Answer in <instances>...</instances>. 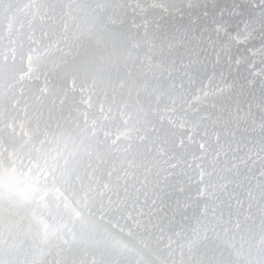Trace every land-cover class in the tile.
<instances>
[{
    "label": "rangeland",
    "instance_id": "374dc122",
    "mask_svg": "<svg viewBox=\"0 0 264 264\" xmlns=\"http://www.w3.org/2000/svg\"><path fill=\"white\" fill-rule=\"evenodd\" d=\"M16 1H18V3H19V0H16ZM25 1V3H23V4H26V0H24ZM29 1V4L30 5H28L27 4V6H29L28 8H24V6L25 7H27L26 5H23V4H19L18 5V3H15V1L14 0H10V8L9 9H6V8H4V7H1V5H0V7L2 8V11L4 12V13H1L2 11H1V8H0V15L2 14V16L4 15V20L2 21V19L3 18H0V23H1V21H2V23L0 24V63H2V64H0V93H1V91H2V93H1V95L2 96H0V105L1 106H3L4 108L2 109V107L0 106V109H1V112H0V123L2 124V126H1V124H0V136L2 137H0V140H3V138H7V139H4L5 141H3V143L5 142V144L4 145H2L3 143H1L2 141H0V157H2L3 158V155L4 156H6L7 154V156L8 157H6V158H9V156L11 157V158H9L10 160H8L9 162L10 161H12L14 158V160L13 161H17V160H20V161H17V162H10L9 164H8V161L7 160H5L6 158L4 157V159L3 160H0V166L1 165H3L4 163H5V166H4V168H3V166H1L0 167V182L2 183L1 184V186H0V188H2V189H0V191H1V193H0V203L2 204H0V234L2 235V234H5V235H3L2 237H1V239H0V255L2 256H0L1 258H0V260H1V262H0V264H2V263H12L13 262V264H18V262H19V264H65V263H63V262H66L65 260L67 259V263L66 264H92L91 262H95V258H96V260L98 259L99 261L101 260V263L102 262H104V263H102V264H106L105 262L108 260V262H107V264L109 263V264H115V263H112L111 261H117V262H119V264H130L132 261V263L131 264H134L136 261V263L135 264H141L142 262H143V264H148V263H150V261L152 262L153 260L155 261H159V259L160 258H158V257H156L155 255H154V248H155V246H153V248H151V246L149 245V248L151 249V250H153L152 252V256H154V257H156V258H151V251H150V249L149 248H146V246L144 247L142 244L143 243H140V241L138 242V240H135V241H132V242H130L132 239H128V238H125V236L123 235V237H119L118 238V236H120L118 233H116L115 231H114V233H115V235H114V233H113V236H112V232L113 231H111L112 229H109V227H107L108 229H109V231L108 230H106L107 228H106V226L104 225V224H106V225H108L109 223L108 222H114V221H112V220H110V218H106V222L104 223V224H100L99 225V222H100V215H101V217H103L104 215H105V213L106 212H110L109 211V208H112L111 206H112V204H113V206L115 205H118L119 203H121V193H124V192H130V193H132V192H135V191H137V190H139V189H141V188H157L158 190H159V192H162V190L163 189H165L166 188V184H167V182H175V181H177V180H179V179H181V177H183V176H185L188 172H190L189 171V165L187 166L186 165V163H187V161L189 160V159H191L193 156H195V155H197V154H202V153H205V152H209V151H211V152H214V153H220V155H226V157L229 159V158H234V160H232L231 162H234V163H236L237 161L238 162H240L241 160H244L246 157H248L249 156V154H252L253 152V154H257L258 152L257 151H261V149L260 148H262V146L264 147V139H263V135H264V131H262V130H264V120H263V118H264V116H262V119H261V116H260V121H262V122H260L259 121V119L257 118V116L256 115H258V114H251V110H252V108H250V106H248L249 104H251V102L249 101V98L247 99V97H242V95H236V89H235V87L234 86H230L229 84H230V81H226V82H219V81H217L216 80V78H215V75H217V73H207V69H206V67L204 66V64L202 65L201 63H197V64H193L192 62H193V60H189L188 58H186L185 56H184V54H183V52L185 51L184 50V48L186 49L187 47L186 46H188V48H190V47H192L193 49H195L194 50V53L195 54H193V57L195 58V56H196V58H197V51H199V52H202L203 50L205 51L206 50V52L207 53H217L220 49H221V47L223 48L224 46H225V48H233L234 46H236V44L238 43L239 44V48H241L242 46H244V45H246V43L248 42V41H251L252 40V37L250 38V39H245L246 38V36L244 37V35L242 36V35H239V33H237V31L233 34V31H234V29H236V27H237V29L236 30H238V26H239V23H237V22H239L240 21V18H241V20L243 19V17H244V15H245V17H244V19L248 16V14L250 13V12H248L247 11V9L250 11V9H249V7H245V1H246V3H247V0H245V1H243V0H241V1H243V3H241L240 4V6H241V8H243V7H245L246 9H244V11H243V9H240L239 7L238 8H236V9H240L241 11V13L238 11V12H236L237 10L235 9V8H233L232 9V7H234V5L232 6L231 4V2L232 1H229V0H219L218 1V3H217V0H215L214 1V3H213V1L212 0H207V1H205V2H199L198 0L196 1V0H172V3H167V5H168V7H170V8H168V10H169V12L172 14H170V15H168L169 14V12H167V13H165V14H163L164 12H163V9L165 8V6H166V4H165V6H164V4L163 5H160V4H158L159 3V1H156V0H141L142 1V3H146L148 6H146L145 5V8H144V6H143V4L141 3V1H140V3H139V0H135L134 1V3H136V1H137V3H138V5L140 6L141 5V7H139L138 5H136V4H134L133 3V1L132 0H128L129 1V3H130V1H132V3L134 4L133 5V7H131L130 5H129V3H128V1L127 0H125V1H123V3H121V1H120V3H119V1L118 0H114V4L116 3V1H117V3H116V9L113 7V5L110 7V5L107 3V0H100V1H102V3L101 4H103V1H104V4L101 6L100 5V3H99V0H84L85 1V3H86V7L87 8H84L85 7V5L83 4L84 3V1H83V3H81V1L79 0H74L75 1V3H74V1L73 0H71V1H73V4L71 3V1L70 0H65V4H66V6L64 5V3H62V6L64 5L66 8V10H67V12H68V14H69V11H72V13L74 14V13H77L76 14V16L75 17H77L78 18V16L77 15H79L80 17H81V22H78V21H80V18H79V20L77 19V18H75V19H77V20H75L76 22H78V23H76L75 24V22L73 21V14L70 12V14H69V16L70 15H72L71 17H69L68 16V14H67V17H68V19H69V21H68V19H66V17H64V15L66 16V10H65V14H64V11H63V8H64V6L63 7H61V3H60V1L61 0H56V4H54L55 3V0H53L54 1V3H53V1L51 0V3L52 4H50V0H28ZM28 1H27V3H28ZM45 1H46V3H45ZM62 1H64V0H62ZM68 1H69V3H71V4H69L68 3ZM148 1H149V3H148ZM12 3L14 4V5H12ZM20 3H22V1H20ZM31 3H32V5H34V6H32L31 5ZM57 3H59L60 5L59 6H56L57 8H55L56 10H54L55 12L57 11H59L58 12V15H57V17H55L56 19L54 20V19H52V16H55V14H57V12L56 13H54V11H53V8L55 7V5H58ZM67 3L70 5V6H68L67 5ZM77 3V4H76ZM81 3V4H80ZM105 3H107V6L108 7H105ZM119 3V4H118ZM124 3H125V8H127V10L123 7L124 6ZM127 3V4H126ZM132 3H130V4H132ZM174 3V4H173ZM193 4V3H195V5H198L199 3V9H196V8H198V6H195L194 5V7L192 8V6L190 7L189 6V4ZM15 4L17 5V7L19 8V7H21L22 9H26V11H27V9H29L30 10V8H31V10L32 11H30L31 12V14L29 13V11H25V10H22V9H18L16 6H15ZM50 4V6H48V5ZM54 4V5H53ZM78 4H80V6H83V7H81V9L79 10V8H78V6H75V5H78ZM95 6H94V5ZM151 4H153V5H151ZM156 4V5H155ZM171 4H172V6H171ZM242 4L244 5V6H242ZM72 5H74L73 7H72ZM98 5H100L99 7H101V8H98ZM118 5V6H117ZM121 5V6H120ZM123 5V6H122ZM135 5H136V7H135ZM158 5H159V7H158ZM186 5H187V7H186ZM32 6V7H31ZM53 7V8H51L50 9V7ZM79 6V7H80ZM93 6H94V10H93ZM128 6V7H127ZM164 6V7H163ZM189 6V7H188ZM202 6V7H201ZM34 7V8H33ZM69 7V8H68ZM75 7V8H74ZM95 7H97L98 8V10L99 9H102L103 10V12L105 11V9L107 8V10H108V12H110L111 13V11H112V13L110 14V13H101V11L102 10H100V13L98 14L96 11V9H95ZM105 7V8H104ZM121 8V9H119V8ZM124 8V10H126V11H124V15H123V13H121V12H116V11H114V9L115 10H117V11H119V10H121L122 11V9ZM129 7H131L132 9H133V11H131L132 9H130ZM135 7V8H134ZM147 7H148V9H147ZM152 7V8H151ZM154 7H155V9H154ZM159 9H158V8ZM16 8V9H15ZM59 8V9H58ZM73 8V9H72ZM76 8H78V9H76ZM82 8H83V10H82ZM108 8H113V9H111L110 11H109V9ZM141 8V9H140ZM161 8H162V11H159V10H161ZM173 10H176L177 11V15H178V13L180 14V16L183 14V16L185 17V15L186 16H188V18H192V16H193V19H194V16H195V19H197V17L199 16V15H203L204 16V18L206 19V21H205V24L202 26V27H198V32L196 31V32H191V33H189V32H185V31H182L181 30V33L180 32H178V33H175V32H172V33H170L171 34V37L173 38L172 40L173 41H171L170 43H166L165 44V48H160V44H159V46H158V48H156V46L157 45H155V43H156V40H154V37L152 36V33H151V36H146V35H144V33H145V31L147 30V29H151V30H154V28L157 26L156 24H161V23H163L162 24V26H166V25H170V28H168L167 26H166V28L164 27V28H162V26L160 25L159 27H156V30H160V28H162V29H168V30H170V29H172L173 28V22H174V26L176 27V25L179 23V24H183V23H181L182 22V20H180L181 18H180V16H177L176 15V18H177V20L176 19H173V18H175V16L173 15V14H176V12L175 11H172V9ZM178 8V9H177ZM189 8H191V10L189 9ZM196 9V12H198V13H196L195 12V9ZM226 8V9H225ZM228 8V9H227ZM231 8V9H230ZM14 9V10H13ZM35 11H34V10ZM50 10V11H48V10ZM58 9V10H57ZM61 9V10H60ZM71 9V10H70ZM86 9V10H85ZM129 9V10H128ZM145 10L146 11V13L144 12H142V11H137L138 12V14L140 13L141 15H142V17L140 16V15H138L137 14V12L135 11V10ZM154 9V11H151V10H153ZM166 9V11H167V7L165 8ZM193 9V10H192ZM224 9H225V11H224ZM18 10V11H17ZM52 10V11H51ZM77 10H79V11H77ZM81 10H82V12H81ZM85 10V11H84ZM88 10V12H86ZM150 10V11H149ZM172 12H171V11ZM190 10V11H189ZM199 10V11H198ZM204 10V11H203ZM223 10V11H222ZM227 10H232V11H228L227 12ZM236 10V11H235ZM5 11L6 12H9V14L11 15H9L8 13H5ZM18 12V13H16V12ZM23 11V13H20V12H22ZM26 13H28V14H26ZM62 11V13L64 14H59L60 12ZM77 11V12H76ZM122 11V12H123ZM165 11V12H166ZM193 11L195 12V14L193 13ZM54 13V15H53V13ZM79 12V13H78ZM84 12V13H83ZM95 12H96V14H98L97 16H98V19L97 18H95L94 19V17H97L96 15H94L95 14ZM99 12V11H98ZM126 12V13H125ZM148 12V13H147ZM149 12H150V14H149ZM156 12H158V14L156 15ZM163 12V13H162ZM175 12V13H174ZM187 12H189V13H187ZM232 12V13H231ZM239 13L238 14V18L239 19H237V14H236V16H235V14L234 13ZM247 12V13H246ZM18 14L17 16H15L16 14ZM20 13V14H19ZM32 13H35V14H33L34 16H35V18H34V16L32 15ZM49 13V14H48ZM51 13H52V15H51ZM81 13H83V17H84V19H82L83 17L81 16L82 14ZM86 13L88 14V16L86 15ZM91 13V14H90ZM115 14V15H112V14ZM122 14L121 16H120V14ZM155 14V16H156V18L157 19H154L155 17L154 16H152V15H154ZM191 13L192 14H194V15H192L191 16ZM226 13V16H228L229 18H230V16H232L231 18L232 19H230L229 20V18L228 17H226V18H224L225 20L227 19V20H229V21H231L232 22V24H233V26H232V32H230V27L228 28V26L231 24V22L229 23V21H224V19L223 20H221V18H220V20L219 19H217V18H213V17H211V16H215V15H219V14H225ZM228 13L230 14V15H228ZM243 13H245V14H243ZM7 14V15H6ZM21 14H23V15H21ZM24 14H26V15H31V17H30V15L29 16H27L26 17V15H24ZM100 14L102 15V16H100ZM117 14H119V16H117ZM152 14V15H151ZM165 16V15H167L166 17H169L170 18V21H172V20H176V21H173V22H170L169 23V21H168V19L169 18H167V20H166V18H164L163 16ZM190 14V15H189ZM232 14H234V15H232ZM240 14L243 16V17H241L240 16ZM246 14H247V16H246ZM21 15V17L19 18V16ZM85 15V16H84ZM108 15V17H107V20L110 18V19H113L114 21H115V23H113L114 21L113 20H110V23H108L109 22V20H108V22L106 23L105 22V20H106V18L105 17H103V16H107ZM127 15V16H126ZM135 15V16H134ZM138 15V16H137ZM149 15V16H148ZM161 17H163L164 18V20H163V18H161ZM252 15V14H251ZM2 16H0V17H2ZM10 16V17H9ZM15 16V17H14ZM23 16H25L26 18H24ZM60 16L61 17H63V20H60V19H62V18H60ZM144 16V17H143ZM145 16H148V17H145ZM160 17V21H159V17ZM13 17H14V21L13 20H11V19H13ZM89 17V18H88ZM91 17V18H90ZM100 17V18H99ZM101 17H103L105 20L103 21V18H101ZM112 17V18H111ZM141 17V18H140ZM154 17V18H153ZM173 17V18H172ZM235 17V18H234ZM250 17V18H249ZM248 18L249 19H252L251 18V16H249ZM252 17L253 18H255V20L257 21V20H259V19H261V17L259 18L258 17V19H257V17L256 16H254V15H252ZM6 18H7V20H6ZM10 18V19H9ZM21 19L22 18V20L20 21H16V20H18V19ZM29 18V19H28ZM50 18V19H49ZM54 18V17H53ZM58 18H60V19H58ZM70 18H72V20H70ZM117 18V19H116ZM127 18V19H126ZM142 18L144 19V25H142L143 24V20H142ZM153 18L154 19V21H156V22H158V23H153V21L151 20V19ZM180 18V19H179ZM183 18V17H182ZM234 18V19H233ZM32 19V21L33 20H35L36 22H30V20ZM37 19V20H36ZM64 19H66L65 21H64ZM86 19V20H85ZM87 19H91L90 21L92 22H90V21H88ZM94 21H93V20ZM99 19L100 20H102L101 22L103 23V22H105L106 23V25H107V27L105 28L104 26H106L104 23V26H103V24H101V22L99 23L100 24V26H98V23L97 22H99ZM125 19V20H124ZM151 20L152 21V24H150V22L151 21H148V24H146L147 22H146V20ZM217 19V20H216ZM238 21H237V20ZM9 20H11V21H9ZM58 20V21H57ZM82 20H85V21H82ZM96 20H97V22H96ZM142 20V21H141ZM165 20H166V22H165ZM178 20H180L179 22H178ZM215 20V21H214ZM233 20H234V22H236V23H233ZM252 20H254V19H252ZM5 21V22H4ZM9 21V22H8ZM25 21H26V23H25ZM28 21V22H27ZM54 21V22H53ZM55 21L57 22V23H55ZM71 21V22H70ZM88 21V24H86V27H84L85 29H82L81 28V26L84 24V23H86ZM111 21H113L112 23H111ZM141 21V22H140ZM161 21H163V22H161ZM251 21V20H250ZM5 23V25L6 24H10L11 26H14V28H12V30L13 29H15L17 32H18V29L20 28V27H23V28H20L19 29V32L18 33H20L21 35H19V36H21V37H19V36H17V37H15V38H13L14 36H16V35H18V33L15 31V30H13V31H11V29H9L8 31L7 30H4V28L6 27V29H8L7 27L8 26H5L4 27V23ZM16 22L17 23H19V24H16ZM22 22V23H21ZM30 22V23H29ZM66 22H69V23H71L72 25L73 24H75V25H78V24H80L81 23V26L80 25H78V28L80 29L81 28V30H79V29H76V27L77 26H75L74 25V27L71 25V27H70V25H69V23H68V26L70 27H68V26H66L67 24H65ZM74 22V23H73ZM84 22V23H83ZM94 22H96V23H94ZM118 22V23H117ZM124 23L123 25H121L122 23ZM138 22L140 23V24H138ZM165 22V23H164ZM168 22V23H167ZM212 22V23H211ZM226 22H228L227 24H226ZM14 25H13V24ZM24 23H25V26H24ZM28 23V24H27ZM55 23V24H54ZM60 23H62V26H61V24ZM65 25H64V24ZM116 23L118 24V26L119 25H121L120 27H121V29H120V27H118V26H116ZM119 23H121V24H119ZM134 23V24H133ZM167 23V24H166ZM176 23V24H175ZM240 23H241V21H240ZM20 24H23V25H20ZM26 24H27V27H26ZM36 24V25H35ZM57 24V25H56ZM58 24H60V26L61 27H63L62 29H64V30H66V27L67 28H69L68 30L71 32V34H73L74 32H75V34H73V35H71L70 34V32H68L67 30H66V32L64 31V30H62L61 29V27L58 25ZM90 24V25H89ZM93 25V27H94V25L95 24H97V26L98 27H94V29H93V31H92V29H91V27H92V25ZM108 24H110V25H108ZM113 24V25H112ZM146 24V25H145ZM156 26H155V25ZM231 24V25H232ZM234 24L236 25V27L234 26ZM9 25V26H10ZM15 25L17 26V27H15ZM20 25V26H19ZM36 26V28L37 29H34V27L33 26ZM102 25V26H101ZM111 25L113 26V27H115V28H113V27H111ZM137 25V26H136ZM138 25H140V26H138ZM144 27V26H149V27H142V26ZM152 25V26H151ZM11 26L9 27V28H11ZM90 26V28H89V30H88V27ZM125 26H127V27H125ZM130 26H131V28L132 27H134V28H132V29H135L136 28V30H132L131 28H130ZM178 26V25H177ZM27 28V29H25V28ZM31 27H33V30L35 31H33L32 30V28ZM56 27V28H55ZM73 27V28H72ZM102 27V28H101ZM108 27H110V29H109V31H108V34H110V31L113 33H111L110 34V36L112 35L113 37H114V39H116V40H114L112 37L111 38H109L110 36L106 33L107 32V28ZM125 27V28H124ZM141 27V28H140ZM153 27V28H152ZM172 27V28H171ZM233 27H235L234 29H233ZM29 28V29H28ZM76 29V31H75V29ZM87 28V29H86ZM98 28V29H97ZM128 28V29H127ZM139 30H138V29ZM21 29H23V30H21ZM59 29V30H58ZM74 29V30H73ZM106 30V32L105 33H101L100 32V30ZM116 29V30H115ZM127 29V30H126ZM142 29H146L144 32L143 31H141ZM226 29H228V30H226ZM25 30V32H23ZM27 30V31H26ZM62 30V31H61ZM87 31V33H86V31ZM98 30V31H97ZM103 30V31H104ZM115 30V31H114ZM119 30V31H118ZM129 30V31H128ZM132 30V32H130ZM137 30H138V32H137ZM155 30V31H156ZM201 30L203 31V32H201ZM6 31V32H5ZM14 31L16 32V34L14 33ZM36 31H38V33H36ZM64 31V32H63ZM74 31V32H73ZM79 31H84V33H82V32H79ZM90 31H92V33L90 32ZM122 31V32H121ZM124 31V32H123ZM140 31V32H139ZM227 31H229V33L227 32ZM7 32H10V33H7ZM13 32V33H12ZM45 32V35L43 34V33ZM63 32V33H62ZM69 34H68V33ZM97 34H96V33ZM101 34H100V33ZM116 32L118 33H120V35H117L116 34ZM138 33V36H137V33ZM182 32H185L184 34L185 35H182ZM24 33H26L25 34V37H23V35H24ZM62 33V34H61ZM67 33V35H65ZM77 33H78V35H80L79 33H82V35H81V37H78V35H77ZM91 33V34H90ZM118 33V34H119ZM132 34V35H130V34ZM135 33V34H134ZM140 33V34H139ZM143 33V34H142ZM173 33H175L177 36H175V34H173ZM236 33H237V35H236ZM11 34V35H10ZM36 34H38V35H36ZM42 36V38L44 39V36H45V39L44 40H46V43H45V41L43 40V41H41L40 39H41V36ZM46 34H51V36H49V35H46ZM64 34V35H63ZM86 34L88 35V34H90L92 37H90V35H88V36H86ZM93 34V35H92ZM103 34V35H102ZM104 34H106V36L104 35ZM122 34V35H121ZM127 34H128V36H127ZM141 34L143 35V37L141 38ZM179 34V35H178ZM200 34H204V35H206V40H205V42H204V44H201V46L202 45H204L203 46V49L201 48V49H199L198 50V48L200 47V46H198L197 44H189V39L191 38V35H194L193 37H196L197 35H199L200 36ZM230 35L229 37L230 38H233V37H235L236 39H237V41L235 40V38H233V40H231V41H233V43H235V44H231L230 42H229V40L228 39H226L227 38V35ZM7 35H10V36H8V38H7ZM12 35H14V36H12ZM28 35V37H26ZM68 35H70V37H68L69 39H70V41L69 40H67L68 38H66V36H68ZM100 35H102L101 37L103 38L104 36V38H109V39H107V41H106V39L104 40V38L102 39V38H99L100 37ZM116 35H117V37H116ZM126 37H128V38H126ZM136 35V36H135ZM173 35H174V37H173ZM189 35V36H188ZM196 35V36H195ZM247 35V34H246ZM249 35V34H248ZM4 36V37H3ZM38 36V37H37ZM47 36H48V39H47ZM63 36H65V37H63ZM74 36V37H73ZM87 37L88 39V41L90 42H88V41H86V39H85V37ZM95 36H98L97 37V39L95 38ZM186 36V37H185ZM198 36V37H199ZM226 36V37H225ZM249 36H251V35H249ZM29 37H30V39H29ZM51 37V38H50ZM83 37V39H85V41L84 40H82V41H80L81 40V38ZM122 37V38H121ZM129 37H131V40L129 39ZM134 37V38H133ZM190 37V38H189ZM198 37H196V38H198ZM248 37V36H247ZM3 38H6V39H9V38H13V40L12 39H9V40H7L8 42L9 41H11L10 43H8L7 41V43L5 42V40L6 39H3ZM17 38V39H16ZM18 38H21L20 40H21V43L19 44V42L18 43H16V41H15V39L16 40H18ZM74 38H76V39H74ZM80 38V39H79ZM92 38V39H91ZM119 38V39H118ZM133 38V39H132ZM142 40H141V39ZM176 38V39H175ZM178 38V39H177ZM26 41H25V40ZM50 39V40H49ZM51 39H52V41H51ZM74 39V40H73ZM94 39V40H93ZM101 39L102 40H104V41H101ZM110 39H111V41H110ZM134 39L136 40V41H134ZM19 40V41H20ZM39 40L41 41V44H39L38 45V43H40L39 42ZM47 40L49 41V42H52V43H54L53 44V48L50 46V45H52V44H48V42H47ZM66 40V41H65ZM73 40V41H72ZM77 40V42H75ZM97 40V41H96ZM145 40V41H144ZM224 40L226 41V40H228V42H226V43H224ZM243 40V41H242ZM22 41L24 42L23 44H22ZM67 41H69V42H67ZM85 43H84V42ZM94 41H95V43H94ZM99 41V42H98ZM114 41H115V43H114ZM116 41H117V43H118V45L116 44ZM138 41L139 42H141V43H138ZM143 41H144V43H143ZM71 42V43H70ZM81 42H82V44L84 45L85 44V46H83V45H81ZM88 42V43H87ZM104 42V44L106 45V47L107 48H104L105 47V45L103 44V45H101L102 43ZM108 42H110V43H108ZM112 42V43H111ZM122 42V43H121ZM184 42V43H183ZM12 43V44H11ZM42 43L43 44H46L48 47H46V51L43 49V47L44 46H46V45H44L43 47H41L42 46ZM65 43H67L68 44V46H69V48L71 47V46H73L72 48H73V52H71L70 51V49H72V48H70V49H68V47L66 46V44ZM77 43V44H76ZM79 43H80V45H79ZM94 44V46H93V44ZM134 43V44H133ZM187 44V45H184V44ZM9 44H11V45H9ZM16 44L17 45H19L20 47H22L21 49L19 48V46H17L16 47ZM25 44V45H24ZM65 44V45H64ZM73 44H76V45H73ZM91 46H90V45ZM98 45V46H96V45ZM109 44V45H108ZM112 44H113V46H115V47H113L112 46ZM138 46H137V45ZM145 44V45H144ZM175 44H177V45H175ZM242 44V45H241ZM244 44V45H243ZM7 45H9V46H7ZM15 45V46H14ZM63 45V46H62ZM86 45L88 46L89 45V47H86ZM142 45H143V47H142ZM175 45V46H174ZM182 45H183V47H182ZM240 45H241V47H240ZM40 48H42L43 50V54H41L42 52L40 51V49L38 48V47ZM65 46V47H64ZM81 47V49L79 50V48H75V47ZM130 46H135V49L134 50H132V47H130ZM144 46H146V48L144 47ZM226 46H230V47H226ZM9 47H12L11 49L13 50V49H15V50H11ZM14 47H16V48H14ZM50 47V48H49ZM83 47H86V49L87 50H85V48H83ZM110 47H111V50L112 51H107L108 49L110 50ZM147 47H149V48H147ZM174 47V48H173ZM198 47V48H197ZM237 48H238V45L236 46ZM236 47H234V48H236ZM19 48V49H18ZM35 48L37 49V50H35ZM92 48V49H91ZM98 48V50H96V49ZM112 48H114V50L112 49ZM116 48V49H115ZM141 48V49H140ZM145 48V49H144ZM10 49V50H9ZM24 49V50H23ZM50 49H53L52 51L57 55V56H54V53L50 50ZM64 49H65V51H64ZM67 49V50H66ZM77 49V50H76ZM91 49V50H90ZM95 49V50H94ZM107 49V50H106ZM164 49H166V50H164ZM183 49V50H182ZM8 50V51H7ZM19 50H20V53H21V57H20V54H19ZM48 50V51H47ZM74 50H76V51H74ZM78 50L81 52V53H79L78 52ZM93 50H94V55H96V56H94L92 53H90V52H93ZM102 50H104V51H102ZM117 52H116V51ZM140 50V51H139ZM142 50V51H141ZM197 50V51H196ZM222 50V49H221ZM9 51H12L11 53H9ZM35 51H38V52H35ZM44 51L46 52V53H44ZM67 51V52H66ZM71 52L72 54H70L69 52ZM85 51H87V52H85ZM115 51V52H114ZM136 51V52H135ZM144 51V52H143ZM196 51V52H195ZM6 52H7V55H6ZM18 52V53H17ZM34 52H35V56H34ZM41 52V53H40ZM47 52H49V54L47 53ZM66 52V53H65ZM98 52V53H97ZM105 52V53H104ZM115 53V54H112V53ZM118 52H120V53H118ZM131 52V53H130ZM136 53V54H134V53ZM143 52V53H142ZM8 53H9V55H8ZM37 53V54H36ZM38 53H40V54H38ZM69 53V54H68ZM73 53H75V55H73ZM77 53V54H76ZM101 53H102V55H101ZM106 54V56H108L110 53L112 54V55H110L109 56V59H111V60H109L108 62L109 63H111V64H106L107 63V60H105V59H108L106 56H104V54ZM107 53H109V54H107ZM139 53V54H138ZM147 53V54H146ZM245 53H247V52H245ZM10 54L13 56H10ZM17 54H19V56L17 55ZM46 54V56H44ZM52 55V57H54L53 58V61H54V59L56 60L57 58L59 59H57L58 61L55 63V62H53L52 61V57H51V55ZM84 54H85V56H84ZM86 54H87V58L88 59H86L85 57H86ZM97 54H99V55H97ZM116 54H118L117 56H115ZM134 54V55H133ZM252 54V52L250 51V52H248V55L247 56H249V55H251ZM34 56V57H31V56ZM38 55V56H37ZM43 55V56H42ZM48 55V56H47ZM70 55H72L71 57H70ZM78 55V56H77ZM114 55V56H113ZM133 55V56H132ZM162 55V56H161ZM6 56H8V57H6ZM16 56L19 58V60H18V58L16 59ZM74 56H76L77 58L75 59V57ZM103 57V58H101V57ZM137 56V57H136ZM199 56H201V55H199ZM246 56V54L244 55V56H242L241 57V55L237 58V60H239V61H241L242 60V58L243 57H245ZM9 57H12V58H15V60H17V61H14V59H11V58H9ZM23 57V58H22ZM38 57H42L41 59L42 60H44V61H42V64H40V61H39V59H38ZM51 60L50 62L52 63V66H51V63H49L48 62V65L47 66H51V67H49V68H51V69H53L54 70V66H55V73L53 74V75H55L54 77H53V75L51 74L52 73V71H51V69H45V68H47V66H46V64H47V59L48 58ZM51 57V58H50ZM72 57H73V59H72ZM92 57H94V58H92ZM95 57L98 59H95ZM106 57V58H105ZM112 57V58H111ZM115 57V58H114ZM185 57V58H184ZM202 57V56H201ZM217 57H218V54H217ZM217 57L215 58V59H217ZM30 58H31V60H33V61H35V62H33V61H30ZM34 58H35V60H34ZM37 58V59H36ZM85 59V61H83L84 59ZM91 58V59H90ZM101 58V59H100ZM136 58V59H135ZM138 58V59H137ZM140 58V59H139ZM1 59L3 60V61H1ZM46 59V60H45ZM99 59H100V61L101 62H99ZM104 59V61H103V64H102V60ZM112 59L114 60V59H117L116 61L114 60V61H112ZM185 59V60H184ZM11 60V61H10ZM37 60L39 61V63L37 62ZM80 60H82V61H80ZM95 60V61H94ZM119 60V62H117ZM137 60V61H136ZM7 62V63H5L4 64V62ZM9 61L13 64L14 62V65L16 64V66L18 67V65H19V63H20V61H21V63H22V65H21V63H20V66H21V68H20V66H19V68H20V70L16 67V66H14V68H16V70L15 69H12V66H11V64L9 63ZM12 61H14V62H12ZM45 61H46V63H45ZM91 61L93 62V63H91ZM97 61H98V63H97ZM111 61V62H110ZM144 61H145V63H144ZM16 62H19V63H16ZM36 62H37V65H36ZM45 64H44V63ZM58 62H59V65H58ZM79 62V63H78ZM83 62V63H82ZM117 62V63H116ZM138 62H139V64H138ZM183 62H184V64H183ZM187 62V63H186ZM190 64H189V63ZM10 64V67L8 66L7 67V65H9ZM56 64V65H53V64ZM88 63H89V65H88ZM102 65H101V64ZM114 63V64H113ZM118 65V63H120L118 66L116 65V64ZM136 63V64H135ZM143 63H144V65H143ZM149 63H150V65H149ZM205 63V62H204ZM243 63H245V61L243 62ZM34 64H35V67L37 66V67H39L40 65H42V66H44L43 68L45 69V70H47L48 71V74L46 73V72H44L45 70L44 69H42V66H40L41 68H35L34 67ZM40 64V65H39ZM44 64V65H43ZM85 65V67H84V65ZM94 64V65H93ZM96 64V65H95ZM98 64V65H97ZM104 64H106V65H104ZM114 65V66H116V67H111V65ZM138 64V65H137ZM164 64V65H163ZM215 64V68H216V71L215 72H217V68H218V66H217V64L216 63H214ZM39 65V66H38ZM90 66V67H86V66ZM112 65V66H113ZM152 65V66H151ZM195 67H194V66ZM6 68H5V67ZM33 67V69H32V67ZM101 66V67H100ZM109 68H108V67ZM137 66V67H136ZM141 66H143V68L141 67ZM151 66V67H150ZM187 66V67H186ZM190 66V67H189ZM22 67H23V70H22ZM57 67V68H56ZM93 67V68H92ZM98 67H100L101 69H97ZM104 67V68H103ZM107 67V68H106ZM141 67V68H140ZM146 67V68H145ZM164 67V68H163ZM181 67H182V69H181ZM86 68V69H85ZM92 68V69H91ZM102 68H103V70H102ZM114 68V69H113ZM115 68L117 69V71L115 70ZM137 68V69H136ZM157 70H156V69ZM197 68V69H196ZM7 69H10V70H7ZM34 69H36V71L34 72L33 70ZM38 69H41L43 72H44V74L45 75H43V72H41L40 71V73H38ZM94 69V70H93ZM107 69V70H106ZM112 71V69H113V71L111 72L110 70ZM120 69V70H119ZM140 69V70H139ZM145 70L144 71V73H143V70ZM7 70L8 72H10V74L6 71V74H5V71ZM18 70H19V72H18ZM87 70V71H86ZM88 70H90L89 72H88ZM93 71V73H91L92 71ZM97 70V71H96ZM104 70H106V71H104ZM139 70V71H138ZM141 70H142V72H141ZM147 70V71H146ZM149 70V71H148ZM156 70V71H155ZM189 70V71H188ZM4 71V73H2ZM51 71V72H50ZM109 71L111 72V73H109ZM191 71V72H190ZM15 72V74L17 73V75L21 72V75L24 77L25 75H26V77L29 75V73H30V75H32L33 74V72L35 73V74H33L32 76H28L27 77V79H29L30 78V81L29 80H26L25 79V77L23 78L21 75H19V76H17V75H15V74H13V73ZM24 72V73H23ZM31 72H32V74H31ZM50 72V73H49ZM71 73V74H69V73ZM83 72V73H82ZM87 72V73H86ZM104 74V77L106 78V79H103L104 77H103V74ZM177 72V73H176ZM36 73H37V75L38 74H41L40 76H41V79L40 78H38V77H40V76H37L36 75ZM86 73V74H85ZM101 75H100V74ZM143 73V74H142ZM184 73V74H183ZM1 74H2V76H1ZM13 74V75H12ZM52 75V76H50V75ZM89 74H90V76H89ZM92 74V75H91ZM100 76H99V75ZM105 74L107 75V76H105ZM118 74H119V76H120V78H119V76H118ZM145 74V75H144ZM155 74V75H154ZM190 74V75H189ZM3 75H7L6 77L5 76H3ZM35 75H36V77H35ZM83 75H85V76H83ZM116 75V76H115ZM122 75V76H121ZM149 75V76H148ZM179 75H181V76H179ZM11 76H13V77H11ZM19 77V78H16V77ZM33 76H34V78H33ZM44 76H50V77H53V78H55V79H52L53 80V82H50V80L51 79H49L48 81H47V79H46V77L45 78H42V77H44ZM118 76V77H117ZM144 76V77H143ZM8 77H11V79L10 78H8ZM14 77H15V79H14ZM23 79H25L24 81L26 82H28V84L26 83V85L24 84V86L23 85H18V84H21L22 83V78ZM87 77V78H86ZM101 77V78H100ZM110 77V78H109ZM123 77V78H122ZM174 77V78H173ZM207 77V78H206ZM12 78H13V80H12ZM34 80H33V79ZM84 78V79H83ZM89 78H91L93 81H91V79L89 80ZM97 78H100V80H98ZM7 79H9L8 81H6ZM21 80L20 82H18V80ZM44 80L43 82H41V81H38V80ZM88 79V80H87ZM121 80V82H120V80ZM168 79V80H167ZM35 80H37V82H41V83H36V84H38V85H34L35 84ZM101 80H104V81H101ZM114 80V81H113ZM123 80H125L124 82H122ZM173 80H175V81H173ZM17 81V83H15V82ZM31 81H32V83H31ZM45 81H46V85H45ZM69 81H71L70 83H72V85H70L73 89H76L75 90V92H72V91H74V90H72V88L69 86ZM109 81V82H108ZM2 82V83H1ZM30 82V83H29ZM49 82V83H48ZM88 82V84H89V87H88V84H85V83H87ZM89 82H91V84L89 83ZM103 82L105 83V84H103ZM107 82V83H106ZM170 82V83H169ZM4 83V84H3ZM34 83V84H33ZM43 83V84H42ZM51 83V84H50ZM74 83H76L75 85H73ZM95 83L96 84H98V86H96L95 85ZM100 83V84H99ZM102 83V84H101ZM117 83H119V84H117ZM128 83V84H127ZM160 83V84H159ZM177 83V84H176ZM203 83V84H202ZM209 83V84H208ZM216 83V84H215ZM2 84L4 85L3 87H2ZM7 86H6V85ZM9 84V85H8ZM15 84V85H14ZM31 85V90L29 89V87L30 86H28V88H27V85ZM32 84H33V86H32ZM83 84V85H82ZM115 84V85H114ZM123 84V85H122ZM124 84L127 86H125V87H123L124 88V90H123V88L121 89V87L122 86H124ZM132 84V85H131ZM162 84V85H161ZM165 84V85H164ZM214 84H215V86H214ZM12 85H13V87H12ZM17 85V86H16ZM42 85H44V86H42ZM85 85V86H84ZM93 85V86H92ZM100 85H102V86H100ZM202 85V86H201ZM209 85V86H208ZM229 85V86H228ZM19 86V87H18ZM34 86H37L36 87V92H35V95L33 94V91H34V89H33V91H32V88H34ZM38 86L40 87V88H38ZM47 86V87H46ZM94 88H92V87ZM99 90L100 89V87H102V89L104 90V93L102 94L103 96H99L100 98H96L98 95H99V91L98 90H96L95 91V87ZM105 86V87H104ZM109 86V87H108ZM143 86V87H142ZM6 87V89H4ZM17 87V88H16ZM22 87V89H20ZM45 88V90L43 89V88ZM69 87V88H68ZM80 87V88H79ZM86 87H88L89 88V90H90V92H89V90L87 91V89L88 88H86ZM99 87V88H98ZM107 87V88H106ZM166 87V88H165ZM168 87V88H167ZM207 87V88H206ZM209 87V88H208ZM16 88V89H15ZM19 88V89H18ZM27 88V89H26ZM43 90H42V89ZM142 88V89H141ZM205 88H206V90H205ZM215 88V89H214ZM217 88V89H216ZM219 88H220V90H219ZM226 88V89H225ZM233 88V89H232ZM10 90V93H9V91H6V90ZM18 89V90H17ZM26 89V90H25ZM39 89V90H38ZM94 90V92L97 94V96L96 97H93L92 95L93 94H95L92 90ZM102 89H100V90H102ZM108 89V90H107ZM109 89H110V91H109ZM121 89V92L122 93H125V92H123V91H126V96L123 94H121V93H117L118 92V90H120ZM125 89H127V90H125ZM128 89H130V90H128ZM159 89V90H158ZM165 89V90H164ZM195 89V90H194ZM224 89H225V91H224ZM13 90H16L15 91V93H13ZM22 90V91H21ZM24 90H25V93H27V96H26V98L28 99L29 98V100H31L32 98H33V103H34V105H32L33 103H32V101H26L24 104H23V100L22 99H24L25 98V93L23 94V92H24ZM28 90H30L31 92L30 93H32V95H34V96H31L30 95V97H28L29 96V91ZM40 90H42L41 92H40ZM70 90H72V91H70ZM79 90V91H78ZM111 90H113V91H111ZM156 90H158L157 92H156ZM192 90H193V92H192ZM208 90H209V92H208ZM212 90V91H211ZM219 90V91H218ZM231 90V91H230ZM4 91V92H3ZM17 91H19L21 94H23L24 96L22 97L21 96V94L18 92V94H20V97L18 96V94H17ZM27 91V92H26ZM39 91V92H38ZM76 91L79 93L78 94V96H77V94H76ZM92 91V92H91ZM108 91V92H107ZM130 91V92H129ZM204 91H205V93H204ZM217 91V92H216ZM228 91V92H227ZM5 92H6V94H5ZM39 93V95L42 93L43 94V92H44V94L41 96H39L38 95V93ZM72 92V93H71ZM120 92V91H119ZM128 92V93H127ZM141 92V93H140ZM160 92V93H159ZM198 94H197V93ZM226 92V93H225ZM230 92L232 93V94H230ZM52 93V94H51ZM66 93V94H65ZM69 94V96H67L68 94ZM75 93V94H74ZM93 93V94H92ZM106 93V94H105ZM117 95H116V94ZM192 93V94H191ZM204 93V94H203ZM217 93V94H216ZM235 93V94H234ZM5 94V95H4ZM12 94H14V95H12ZM17 94V95H16ZM36 94H37V96H36ZM73 94L75 95L74 97H72L73 96ZM91 94V95H90ZM121 94V95H120ZM187 94H189V95H187ZM200 94V96H197V95H199ZM203 94V95H202ZM212 94V95H211ZM234 94V95H233ZM4 95V96H3ZM15 95H16V99H14L15 98ZM64 95H66V96H64ZM72 95V96H71ZM90 95V96H89ZM104 95H105V99H104ZM146 95V96H145ZM182 95V96H181ZM202 95V96H201ZM209 95H211L210 97H209ZM18 96V97H17ZM39 96V97H38ZM46 98H44V97ZM87 96V97H86ZM122 96V97H121ZM123 96H124V99H123ZM228 96V97H227ZM230 96V97H229ZM234 96V97H233ZM9 97H11V98H9ZM44 98L43 100H42V98ZM78 97H79V99H78ZM85 97V98H84ZM91 97H92V103L95 101V102H97L98 101V105H99V107H102V108H100L99 109V107H98V105L97 104H95V102L92 104L93 105V107L91 106V105H89L90 103H91V101H90V99H91ZM117 97H118V100H117ZM120 97V98H119ZM127 99H126V98ZM129 97V98H128ZM153 97V98H152ZM169 97V98H168ZM212 97V98H211ZM215 97V98H214ZM233 97V98H232ZM7 99V100H4V99ZM25 98V99H26ZM35 98H36V100H35ZM37 98L39 99V98H41V99H39V100H41L42 102H43V104L41 103V101H39V103H41L42 105L39 107L40 109H41V107H42V109H41V112H39V108L37 107V106H39L40 104H38L37 106H36V104H37V102H38V100H37ZM72 98V100H70V99ZM88 98H89V101H88ZM93 98H96V100L95 99H93ZM151 98V99H150ZM156 98V99H155ZM165 98V99H164ZM181 98V99H180ZM187 98V99H186ZM205 98H207V99H205ZM209 98V99H208ZM220 98V99H219ZM226 98V99H225ZM238 98V99H237ZM14 99V100H13ZM26 99V100H27ZM66 99V100H65ZM74 99V100H73ZM78 99V100H77ZM81 99H83V100H81ZM102 99V100H101ZM103 99H104V101H103ZM109 99V100H108ZM119 99H120V101L121 100H125V102H126V106L124 105V106H122L125 102L124 101H121V106L120 105H118L119 103L117 102V101H119ZM146 99V100H145ZM169 99V100H168ZM178 99V100H177ZM217 99V100H216ZM224 99V100H223ZM231 99H233V101L231 100ZM245 99H247V102L249 103H247L246 101H245ZM9 100H13V102L14 101H18V100H21V101H19V102H21V104H19V102L18 103H14V104H12V102H11V105L9 104ZM69 100V101H68ZM76 100H77V102H76ZM79 100L80 101H83V103H84V105H82L83 103L82 102H79ZM84 100L85 101H87V102H84ZM100 100L104 103V105H103V103L102 102H100ZM168 100V101H167ZM176 100V101H175ZM228 100V101H227ZM243 100V101H242ZM7 101H9L8 103H7ZM67 101V102H66ZM155 101H156V103H155ZM190 101V102H189ZM199 101V102H198ZM210 101V102H209ZM223 101V102H222ZM241 101V102H240ZM245 101V102H244ZM73 104H72V103ZM74 102H76V103H74ZM99 102L102 104V106H100L101 104H99ZM124 102V103H123ZM143 102V103H142ZM176 102V103H175ZM184 102H185V104H184ZM202 102V103H201ZM203 102H205V103H203ZM207 102V103H206ZM229 102V103H228ZM233 103V104H231V103ZM236 102H238L237 103V105L239 104L240 106V108H238V106H236ZM6 105H5V104ZM30 103V104H29ZM32 103V104H31ZM123 103V104H122ZM148 103H149V105H148ZM154 103V104H153ZM172 103V104H171ZM244 103V104H243ZM247 105H246V104ZM23 104V105H22ZM27 104H29V105H27ZM62 104V105H61ZM67 104V105H66ZM71 106H70V105ZM75 104V105H74ZM81 106H83V109L82 108H78L79 107V105ZM117 104V105H116ZM128 104V105H127ZM151 104V105H150ZM190 106H189V105ZM208 104H209V106H208ZM19 107H18V106ZM74 105V106H73ZM78 107H77V106ZM86 105H88V108L86 107ZM97 105V106H96ZM146 105V106H145ZM155 105V106H154ZM186 105V106H185ZM227 105V106H226ZM233 106V108L231 109V106ZM236 106V108H235V106ZM8 108H7V107ZM16 106H17V109L18 110H16V109H14V108H16ZM26 106V107H25ZM29 106H34V107H29ZM36 106V107H35ZM68 106V107H67ZM81 106V107H82ZM85 106V107H84ZM94 106H96L98 109H96V107H94ZM105 106V107H104ZM131 106V107H130ZM144 106V107H143ZM149 106V107H148ZM159 106V107H158ZM180 106H182V107H180ZM189 106V107H188ZM192 106V107H191ZM205 106V107H204ZM216 106V107H215ZM226 106V107H225ZM250 108H248V107ZM13 107V108H12ZM21 107L22 108H26L25 110H26V112H27V114L29 115V117H28V115L26 114V112H25V110L24 109H21ZM90 107H92V108H90ZM103 107H104V110L106 111H104V110H102L103 109ZM123 107V108H122ZM137 107V108H136ZM201 107V108H200ZM229 107V108H228ZM246 108L247 110H249V111H246V109L243 111L242 110V108ZM11 108L13 109V111H11ZM75 110H74V109ZM125 108V109H124ZM136 108V109H135ZM144 108V109H143ZM160 108V109H159ZM173 108H175V109H173ZM224 108L226 109V108H228V109H226V110H224ZM10 110V111H8V110ZM19 109H20V111L21 110H23L21 113H18V112H20L19 111ZM32 109H33V111H32ZM38 110V113L36 112L37 110ZM70 109V110H69ZM77 109V110H76ZM80 109V110H79ZM85 109H87L86 111H85ZM118 109H122V112H124V113H122L121 112V110L120 111H117ZM124 109V110H123ZM132 109V110H131ZM134 109V110H133ZM163 109V110H162ZM173 109V110H172ZM194 109V110H193ZM200 109V111H198ZM223 109V110H222ZM231 109V110H230ZM238 109H239V111H238ZM242 111H241V110ZM261 109H264L263 107L261 108ZM5 110V111H4ZM18 111V112H16V111ZM71 110H72V112H71ZM161 110V111H160ZM165 110H166V112H165ZM206 110V111H205ZM209 110V111H208ZM232 110L234 111V113L232 112ZM29 111H31V112H29ZM57 111H59V112H57ZM81 111H82V113L84 114V115H82L81 114ZM89 111V112H88ZM99 112V113H96V112ZM141 111H143L142 113H141ZM165 113H164V112ZM176 111V112H175ZM182 111V112H181ZM194 111V112H193ZM198 111V112H197ZM221 111V112H220ZM229 111V112H228ZM258 111H260V109L258 110ZM5 112V113H4ZM7 112V113H6ZM8 112H10V113H8ZM14 112V113H13ZM16 112V113H15ZM75 112V113H74ZM85 112V113H84ZM94 112V113H93ZM100 112H101V114H100ZM118 112V113H117ZM148 112V113H147ZM156 112H157V114H156ZM162 112V113H161ZM197 112V113H196ZM215 112V113H214ZM236 112V113H235ZM239 112V113H238ZM252 112H254L255 113V111L253 110ZM23 113V114H22ZM34 113V114H33ZM41 113V114H40ZM65 113V114H64ZM70 115H69V114ZM76 113H78V114H76ZM88 113H90L89 115H88ZM105 113V114H104ZM119 113H121L122 115H118ZM128 113V114H127ZM137 113H139V114H137ZM144 113V114H143ZM172 113V114H171ZM217 113V114H216ZM232 113V114H231ZM256 113H257V111H256ZM8 114V115H7ZM25 114V115H24ZM33 114V115H32ZM56 114H58V115H56ZM60 114V115H59ZM68 114V115H67ZM99 114V115H98ZM137 114V115H136ZM143 114V115H142ZM147 114V115H146ZM154 114H155V116H154ZM162 114H163V116H162ZM212 114H214V115H212ZM226 114V115H225ZM234 114V115H233ZM235 114H240V115H242V116H239V115H235ZM3 115H6V116H3ZM16 115H19V117L18 116H16ZM37 117H36V116ZM38 115H39V117H38ZM53 115V116H52ZM93 115V116H92ZM102 115V117H99V116H101ZM122 116L119 120H120V122H119V120H118V116ZM125 116V119H124V116ZM135 115H136V117H135ZM138 115H139V117H138ZM150 115H152V116H150ZM185 115V116H184ZM187 115V116H186ZM194 115V116H193ZM200 115V116H199ZM202 115V116H201ZM223 115H225V116H223ZM231 115V116H230ZM262 115V114H261ZM10 116V117H9ZM31 116V117H30ZM33 116V117H32ZM58 116L60 117L59 119H58ZM71 116V117H70ZM89 116H90V119H89ZM109 116V119L107 118ZM117 116V117H116ZM142 118H141V117ZM146 116H147V118H146ZM158 116V117H157ZM161 116H162V118H161ZM172 117V119H171V117ZM198 116V117H197ZM208 116V117H207ZM227 116V117H226ZM241 117L242 118V120H243V122L241 121V118L240 119H236L237 117ZM243 116L245 117V118H248L249 119V121L250 122H248L247 120H245L244 121V119H243ZM256 116V117H255ZM61 117H62V119H61ZM66 117V118H65ZM70 117V118H69ZM97 117V118H96ZM133 117V118H132ZM177 119H176V118ZM219 117L221 118V120L219 119ZM223 117V118H222ZM230 117V118H229ZM236 117V118H235ZM238 117V118H239ZM4 118V119H3ZM5 118H6V121H5ZM10 118H12V120H13V122H12V120L10 119ZM15 118H16V120H15ZM28 118V119H27ZM30 118H32L33 119V122L30 120ZM37 118H39V119H37ZM53 118V119H52ZM115 118H116V120L120 123V127L122 128V135H121V128L119 129V126L117 125V121L115 120ZM126 118H128V120H126ZM131 118V119H130ZM139 118V120H137ZM144 118V119H143ZM146 118V119H145ZM153 118H155V119H153ZM209 118V119H208ZM226 118V119H225ZM257 118V119H256ZM8 119H9V121H8ZM19 119V120H18ZM23 119V123L21 122V120ZM36 119V121H34ZM55 119H56V124L54 123L55 122ZM85 119V120H84ZM89 119V120H88ZM92 119V120H91ZM102 119V120H101ZM105 119H107L106 121H105ZM121 119H123L124 121H125V123H124V121L122 120L121 121ZM133 119V120H132ZM136 119V120H135ZM143 119V120H142ZM151 119V120H150ZM158 119H159V121H158ZM199 119V120H198ZM214 119H216V121L214 120ZM232 119V120H231ZM235 119V120H234ZM17 120H18V123H17ZM28 122H27V121ZM60 120V121H59ZM62 120H64V121H62ZM76 120V121H75ZM86 120L88 121L86 124H85V122H86ZM135 120V125H136V123L138 124L137 126H135L134 125V123H133V121ZM145 120V121H144ZM148 120V121H147ZM153 120V121H152ZM171 120V121H170ZM184 122H183V121ZM186 120V121H185ZM188 120H190V121H188ZM205 120H206V122H205ZM213 120H214V123H213ZM218 120H219V122H218ZM226 120V121H225ZM230 120V121H229ZM234 120V121H233ZM257 120V121H256ZM7 121H8V123L9 124H7ZM11 121V122H10ZM24 121H26L27 123H25ZM38 121V122H37ZM60 122V123H58V122ZM67 123H66V122ZM74 121V122H73ZM90 121V122H89ZM91 121H92V123H91ZM116 121V122H115ZM144 121V122H143ZM151 121V122H150ZM210 121V122H209ZM229 121V122H228ZM235 121H237L238 123L241 121L242 122V124H244L242 127H241V125L242 124H237ZM247 121V122H246ZM256 122V124H254L255 122ZM258 121L260 122V123H262V125L259 123V125H261L260 126V128H262V129H260L259 127H258ZM4 122H6L5 123V126H7L8 125V128L7 127H5L4 126ZM21 122V123H20ZM53 122V123H52ZM61 122H65L64 124H66L64 127H63V124H61ZM104 122V123H103ZM121 122H123L122 124H121ZM175 122H177V123H179V124H177V123H175ZM185 122H186V124H185ZM216 122H218V123H216ZM231 122V123H230ZM11 123L13 124V126L11 125ZM31 123V124H30ZM32 123H33V127L31 126L32 125ZM129 123H131L130 124V126H135L134 128L136 129H138V130H135L133 127H128V129H129V131L126 129L127 128V125H129ZM141 123V124H140ZM159 123V124H158ZM175 123V124H174ZM204 123V124H203ZM228 123V124H227ZM236 125H235V124ZM246 123H248V124H246ZM253 123V124H252ZM18 124V125H17ZM88 124H90V125H88ZM126 125V127L125 126H123L122 127V125ZM142 124H144V125H142ZM148 124V125H147ZM151 124V125H150ZM203 124V125H202ZM220 124H221V126H220ZM224 124V125H223ZM230 124V125H229ZM231 124H233V126H231ZM9 125H11V126H9ZM23 125V126H22ZM25 125V126H24ZM35 125H37V126H35ZM53 125H55L56 126V129H57V131L56 132H53V130L55 131V127L53 126ZM59 125V127H57ZM86 125V126H85ZM108 125H109V127L110 126H112V128H109L108 127ZM147 125V126H146ZM160 127H159V126ZM184 125V126H183ZM186 125L188 126V127H186ZM216 125H218V126H216ZM235 125V126H234ZM250 125H252V127L250 126ZM256 126V128L258 129V130H260V132H262V134L263 135H258V134H261L257 129L255 130L254 129V127L253 126ZM17 126V127H16ZM53 126V127H52ZM103 128H102V127ZM114 126V127H113ZM140 126V127H139ZM211 126H213L212 128H211ZM219 126H220V128H219ZM223 126H224V128H223ZM228 126H229V128H228ZM236 126H239V127H237L236 128ZM22 127V128H21ZM23 127H24V129H23ZM31 127H32V130H31ZM53 128V130H51L52 128ZM70 127H72V128H70ZM124 127H125V131H124ZM151 127H153V128H151ZM218 127V128H217ZM5 128V129H4ZM19 129V131L17 130V129ZM26 128V129H25ZM59 128V129H58ZM65 128V129H64ZM132 128V129H131ZM187 128V129H186ZM203 128H205V129H203ZM217 128V129H216ZM234 128H236V129H234ZM241 128H242V130L244 131V133H242V135H240L239 133H241L242 131H241ZM8 129H10V130H8ZM88 129H92L90 132H89V130ZM142 129V130H141ZM144 129V130H143ZM169 129V130H168ZM186 129V130H185ZM210 130L209 132H208V130ZM232 131H231V130ZM233 129H234V131H233ZM251 129V130H250ZM253 129V130H252ZM2 130H3V133H1L2 132ZM23 130V131H22ZM59 130H60V132H59ZM119 132H118V131ZM171 130V131H170ZM4 131H6L7 132V134L4 132ZM9 131V132H8ZM11 131H12V133H11ZM27 133H26V132ZM70 131V132H69ZM85 132V134H84V132ZM134 131H137V133L136 132H134ZM139 131V132H138ZM183 131V132H182ZM190 131V132H189ZM240 131V132H239ZM251 131V132H250ZM254 131H255V133H254ZM257 131V132H256ZM14 132H16V133H14ZM19 132H21L20 133V138H19ZM25 132V133H24ZM34 133L35 132V134L34 135H36V136H34L33 134H31V133ZM50 132V133H49ZM64 132V133H63ZM68 132V134H66ZM129 132H131V134L130 135H133V136H130L129 135ZM134 132V133H133ZM145 132V133H144ZM161 132V133H160ZM250 133V136L248 135L249 133ZM4 133H5V135H8L9 133H11L10 134V136H12L13 134H15V136L13 135L12 137H10L9 138V136L7 137H4ZM127 136V138L125 137V135ZM138 133L139 134H141V135H138ZM187 133V134H186ZM195 133V134H194ZM198 133V134H197ZM216 133V134H215ZM245 133H248L247 135H243V134H245ZM46 134V135H45ZM128 134V135H127ZM164 136H163V135ZM166 134H168V136H171L170 138L169 137H167V135ZM187 136H185V135ZM195 136H194V135ZM206 134V135H205ZM213 134V135H212ZM218 134V135H217ZM227 134V135H226ZM239 134V135H238ZM22 135H24V137L26 138V139H24V137H22ZM31 135V136H30ZM32 135H33V138H32ZM114 135L115 136H118V137H114ZM119 135L121 136V138L122 139H119L120 137H119ZM191 135V137H188V136H190ZM206 137H205V136ZM219 135H220V138H219ZM223 135H225V136H223ZM257 135H258V138L259 139H254L255 137L257 138ZM16 136H18V138L16 137ZM124 136V137H123ZM135 136V137H134ZM227 136H228V138H227ZM240 136H242V137H240ZM29 137V138H28ZM46 137V138H45ZM128 137L130 138V139H133L132 141H130V139H128ZM179 137V138H178ZM205 137V138H204ZM208 137V138H207ZM216 137V138H215ZM222 137V138H221ZM231 137V138H230ZM237 137V138H236ZM251 137V138H250ZM253 137V138H252ZM261 137H262V139H261ZM17 138V139H16ZM32 138V139H31ZM63 138V139H62ZM124 138H126V139H124ZM199 138V139H198ZM203 138V139H202ZM12 139V140H11ZM36 139V140H35ZM117 139H119V140H117ZM124 139V140H123ZM157 139V140H156ZM219 139V140H218ZM237 139V140H236ZM250 139H252L253 141L251 142L250 141ZM6 140H8V141H6ZM32 140H35V141H37V142H35V141H32ZM123 140V141H122ZM142 140V141H141ZM171 140H173V141H171ZM205 140V141H204ZM210 140H211V142H210ZM240 140V141H239ZM12 141V142H11ZM44 141V142H43ZM148 141H149V143H148ZM162 141H163V143H162ZM220 141V142H219ZM225 141V142H224ZM238 141V142H237ZM245 141V142H244ZM257 141H258V143H257ZM6 142H10L11 143V145L10 144H8V143H6ZM15 142H17V143H15ZM21 144H19V143ZM35 142V143H34ZM133 142H135V143H133ZM169 142V143H168ZM173 142V143H172ZM224 142V143H223ZM229 142V143H228ZM250 142V143H249ZM36 143H38V145L36 144ZM133 143V144H132ZM162 143V144H161ZM164 143H166V144H164ZM243 143H248V145H245V144H243ZM254 143H256V144H254ZM6 144H8V146H5ZM33 144H34V146L35 147H33ZM39 144H40V146H39ZM202 144V145H201ZM235 144V145H234ZM1 145H2V147L4 146L5 147V150L7 151V152H3L4 151V148L2 149V147H1ZM14 147H13V146ZM17 145H18V147H17ZM32 145V146H31ZM135 145V146H134ZM234 145V146H233ZM237 145H238V147H237ZM245 147H244V146ZM256 145V146H255ZM259 147H258V146ZM173 146H175V147H173ZM251 148H250V147ZM254 148H253V147ZM9 147V149L12 151H10L9 149H7ZM103 147V148H102ZM192 147V148H191ZM258 148V149H257ZM15 151H14V150ZM254 149V150H253ZM20 150V151H19ZM263 150H264V148H263ZM20 153H19V152ZM1 152H3V153H1ZM10 152V153H9ZM7 153V154H6ZM12 153V155H13V157H14V155L16 156V157H14V158H12V155H10ZM18 153V155H16ZM2 154V155H1ZM21 154V155H20ZM20 156H22V157H20ZM65 156H68V157H65ZM2 158H0V159H2ZM59 158V159H58ZM12 159V160H11ZM5 160V162L4 163H2L3 161ZM41 160V161H40ZM58 160V161H57ZM22 161V162H21ZM65 162V163H64ZM94 162V163H93ZM13 163V164H12ZM44 163H46V164H44ZM7 164V165H6ZM93 164V165H92ZM12 165V166H11ZM67 165H68V167H67ZM84 165V166H83ZM157 165V166H156ZM10 166V168L12 169V171H11V169L10 168H8ZM50 166H52V167H50ZM71 166H72V170H71ZM58 168V169H55V168ZM67 167V168H66ZM82 167V168H81ZM94 167V168H93ZM2 168H3V171H4V173H3V171H2ZM6 168H7V170L9 171V172H11V173H8V171L6 170ZM48 168H52V169H49L48 170ZM81 168V169H80ZM97 170H96V169ZM55 169V170H54ZM75 169V170H74ZM47 170V171H46ZM60 170V171H59ZM96 172H95V171ZM34 171V172H33ZM45 171L46 172H48V173H45ZM57 171V172H56ZM69 171V172H68ZM99 171H101V172H99ZM102 171H104V173L102 172ZM60 173V175H59V173ZM86 172V173H85ZM93 172V173H92ZM8 173V174H7ZM54 173V174H53ZM57 173V174H56ZM62 173V174H61ZM84 173V175H83V177H82V174ZM92 173V174H91ZM101 175H100V174ZM164 175H163V174ZM7 174V175H6ZM13 174V175H12ZM14 174H16V175H14ZM18 174V175H17ZM56 174V175H55ZM66 174V175H65ZM76 174V175H75ZM96 174V175H95ZM99 174V175H98ZM25 175H27V176H29V177H27V176H25ZM54 175V176H53ZM64 175V176H63ZM80 175V176H79ZM94 175H95V177H94ZM14 176H16V177H14ZM50 176V177H49ZM75 176V177H74ZM78 176V177H77ZM98 176V177H97ZM3 177V178H2ZM31 177V178H30ZM53 177V178H52ZM85 177V178H84ZM97 177V178H96ZM106 177V178H105ZM140 177V178H139ZM21 178V179H20ZM60 178V179H59ZM92 180H91V179ZM9 179V180H8ZM85 180V181H83V180ZM171 179V180H170ZM12 180V181H11ZM21 180V182H19ZM87 180H90V181H87ZM23 181V182H22ZM53 181V182H52ZM87 181V182H86ZM10 182H11V184H10ZM16 182V183H15ZM18 182H19V184H18ZM30 184H31V186H30ZM33 184V185H32ZM11 187V191H10V188L8 187ZM13 185H14V187H13ZM60 185V186H59ZM7 186V187H6ZM17 186V188H15ZM21 186V187H20ZM82 186V187H81ZM108 186V187H107ZM6 187V188H5ZM20 187V188H19ZM63 187V188H62ZM73 187V188H72ZM13 188V189H12ZM21 188H23V189H21ZM76 188V189H75ZM78 188V189H77ZM90 188H91V190H90ZM94 188V189H93ZM15 189V190H14ZM36 189V190H35ZM24 191V194L26 195H24V194H22L23 193V191ZM57 190V191H56ZM123 190V191H122ZM135 190V191H134ZM5 191V195H1V194H4L3 192ZM10 191V192H9ZM14 191H16V192H14ZM58 192V193H57ZM60 192H62V193H60ZM60 193V194H59ZM17 194V195H16ZM57 194V195H56ZM68 194V196H66ZM81 194V195H80ZM89 194V195H88ZM7 195V197H4V196H6ZM14 195V196H13ZM22 195L24 196V198L22 199ZM59 195H60V197H59ZM28 196V197H27ZM11 198V199H9V198ZM66 199H64V198ZM77 197H78V199L80 200H77V201H75L76 199H77ZM14 198V199H13ZM30 198V199H29ZM38 198V199H37ZM64 200H63V199ZM75 198V199H74ZM82 198H84V199H82ZM86 198H87V200H86ZM96 198V199H95ZM101 198H103L104 199V201H103V199L102 200H100ZM110 198V199H109ZM25 199V200H24ZM61 199V200H60ZM69 199V200H68ZM90 199H92V201L90 200ZM6 200V201H5ZM28 200V201H27ZM32 202H31V201ZM33 200H35V201H33ZM94 200V201H93ZM2 201H4V202H6L7 203V205H6V203H4V202H2ZM60 201V202H59ZM62 201H64V203H62ZM68 201V202H67ZM33 204V205H30L31 203ZM50 202V203H49ZM67 202V203H66ZM90 202V203H89ZM13 203V204H12ZM48 203H49V205H48ZM60 203H62L61 205H60ZM66 203V205H64ZM72 203H73V206H72ZM76 203H77V205H76ZM87 203V204H86ZM4 204V205H3ZM13 206H12V205ZM28 204L32 207H35L33 210L30 208L29 209V207L30 206H28ZM35 204V205H34ZM70 204V206H67V205H69ZM79 204H80V206H79ZM83 205V206H82ZM111 205V206H110ZM6 206H8V207H6ZM27 206V207H26ZM49 206H50V208H49ZM63 206H64V208H63ZM92 206V207H91ZM23 207V208H22ZM38 207V208H37ZM65 207H68V208H65ZM74 207V208H73ZM82 207V208H81ZM83 207H85V208H83ZM6 208H7V210L9 211H7L6 212ZM59 210H58V209ZM63 208V209H62ZM22 209H24L23 211H20V210H22ZM53 209V210H52ZM67 209V210H66ZM77 209H78V211H77ZM83 209V210H82ZM91 209H93V210H91ZM30 210V211H29ZM49 210V211H48ZM64 210H66V211H64ZM68 210H69V212H68ZM80 210V211H79ZM87 210V211H86ZM90 210V211H89ZM105 210V211H104ZM5 211V212H4ZM32 211V212H31ZM64 212L65 213V215H62V212ZM83 212V214H82V212ZM86 211V212H85ZM94 211V212H93ZM34 212H36V213H34ZM81 212V213H80ZM85 212V213H84ZM97 212V213H96ZM7 213V214H6ZM21 213V214H20ZM44 213H45V215H44ZM50 213V214H49ZM66 213H67V215H66ZM69 213V214H68ZM71 213V214H70ZM26 214V215H25ZM31 214V215H30ZM39 214V215H38ZM44 215V217H43V215ZM82 214V215H86L84 218H87V217H89V218H91L92 217V219L90 220L89 218H87V220H90L89 221V224L91 225H95L94 223H96L97 225H96V227L92 230L91 229V227L89 226V224H88V228L87 227H81L80 225H86L87 223L86 222H88L87 220H86V222H84L85 221V219L84 218H81L82 217V215L80 216V215ZM94 214V215H93ZM102 214H104L103 216H102ZM47 215V216H46ZM75 215V216H74ZM88 215V216H87ZM90 215H92V216H90ZM8 216V217H7ZM32 216V217H31ZM53 216V217H52ZM67 217V216H70L72 219H70V220H72V221H70V222H67V224L68 223H70V224H68V225H71L70 227L69 226H67V224H63V225H65V226H63L62 227V225H56V223H59L58 222V219L59 218H62V217ZM72 216H74V218L72 217ZM77 216V217H76ZM37 217V218H36ZM52 217V218H51ZM5 218H7V219H5ZM76 218V220H74ZM78 218V219H77ZM79 218H81V219H79ZM19 219V220H18ZM84 219V220H83ZM8 220V221H7ZM20 220H23L25 223H26V225H25V223H23L22 221H20ZM78 220H79V222H78ZM81 220H82V224H81ZM95 220H97V221H95ZM110 220V221H109ZM10 221V222H9ZM30 221V222H29ZM43 221V222H42ZM74 221H76L75 223H74ZM92 221H94V223H91ZM6 222V223H5ZM29 222V223H28ZM54 223V225L53 224H51V223ZM78 222V223H77ZM98 222V223H97ZM7 223H8V225H7ZM12 223V224H11ZM16 223V224H15ZM18 223H20L19 224V226H18ZM21 223H23V224H21ZM86 223V224H85ZM115 223V222H114ZM6 224V225H5ZM40 224V225H39ZM79 224V225H78ZM15 226V227H12V229H11V232L12 231H14V233L12 232H10L9 230H10V228H11V226ZM29 225V226H28ZM73 225V226H72ZM77 226L78 225V227H74V226ZM91 225V226H92ZM101 225H103V226H101ZM19 227L18 229H17V227ZM20 226H22V227H20ZM36 226H37V228L38 229H36ZM55 226H58L60 229H57V227H55ZM3 227H5L4 229H2ZM24 227H26V228H24ZM64 227H68L67 229L66 228H64ZM80 227V228H79ZM89 227H90V229L92 230V231H90V229H89ZM101 227H103V230H100L101 229ZM14 228V229H13ZM22 228H24V229H22ZM56 229V230H54V229ZM63 228H64V230H63ZM79 228V229H78ZM81 228H83V229H81ZM99 228V229H98ZM104 228H106L105 230H106V233H105V231H104ZM2 229V230H1ZM17 229V230H16ZM20 229V230H19ZM34 229H35V231H34ZM74 230L75 232H73L72 230ZM79 230V232H78V230ZM81 229V230H80ZM87 229V230H86ZM5 230V231H4ZM22 230H24V232H23V234H22V232H20V231H22ZM27 232H26V231ZM77 230V231H76ZM99 230V231H98ZM32 231H34V232H32ZM70 231V232H69ZM96 231V232H95ZM98 231V232H97ZM103 233H102V232ZM108 231V232H107ZM18 232V233H17ZM19 232H20V234H21V236L23 235H25L24 237L22 236H20V234H19ZM56 232V233H55ZM67 232H68V234H67ZM86 232H88V233H86ZM99 232H101V234H103L104 235V233H105V239H104V243L107 245V246H105L106 248L104 249V246H103V235L101 236V234H98ZM17 233V234H16ZM28 233H29V235H28ZM51 233V234H50ZM62 233V234H61ZM65 234V236H64V234ZM109 233V235H107ZM13 234H15V235H13ZM19 234V235H18ZM27 234V235H26ZM53 234V235H52ZM55 234V235H54ZM73 236H72V235ZM85 234V235H84ZM86 234H88V235H86ZM116 234H118V236L116 235ZM7 235V238L5 237ZM13 235V236H12ZM58 235H60V236H64L63 238H61L60 239V236L58 237ZM69 236V241H67L68 240V238H66L67 236ZM77 237H76V236ZM85 236V238H84V236ZM97 235H98V237H97ZM111 235V236H110ZM12 236V237H14V239L15 240H13V238L11 239L12 241H10V239H9V241H10V243H9V241H6L5 239H7L8 240V238H10V237ZM16 236H19L21 239H18L19 237H16ZM48 236H49V238H48ZM52 236H53V238H52ZM87 236V237H86ZM95 236H96V238H95ZM101 236V237H100ZM113 237V239L112 238H110V237ZM114 236H115V238H117V239H119V240H116V241H114V243L116 244L117 243V241H120V243H121V246H120V243L118 242V244H117V246L119 247H117V251H116V247L115 246H113L112 244H114L112 241L114 240ZM28 237V238H27ZM34 237V238H33ZM73 237V238H72ZM78 237H80V238H78ZM109 237V242H112V244H108L109 242H108V238ZM22 238H25L24 239V242L22 241L23 239ZM27 238V239H26ZM54 238H56V239H54ZM73 240H72V239ZM76 238V239H75ZM83 239V243H81V241H82V239ZM98 238V239H97ZM124 238L125 240L127 239V241H128V243L127 242H125V240H122V239ZM47 239V240H46ZM55 241H54V240ZM58 239V241H56ZM67 239V240H66ZM81 239V240H80ZM111 239H112V241H111ZM121 239V240H120ZM6 241V243H4V241ZM18 241V242H15V241ZM21 240V241H20ZM40 240H41V242H40ZM66 242H64V241ZM74 240H76L75 242H74ZM49 241H50V243H49ZM60 241V242H59ZM62 241H63V243H62ZM72 241V242H71ZM79 241V242H78ZM100 241V242H99ZM102 241V242H101ZM123 241V242H122ZM137 241V242H136ZM13 242V243H12ZM20 242V244H19V246L17 245V243H19ZM36 242H40L39 243V245H38V243H36ZM43 242V243H42ZM54 242V243H53ZM68 242V243H67ZM85 242V243H84ZM108 242V243H107ZM124 242H125V244L127 245V244H129V242H130V244H132V246L131 245H128V247L127 246H123L122 244H124ZM134 242H135V244H134ZM10 244V245H6V244ZM12 243V244H11ZM32 243H33V245H32ZM65 243V244H64ZM69 243H71L72 245H70ZM138 243L140 244V245H138ZM3 244H5V245H3ZM14 244H16L17 245V247H16V245L14 246ZM54 244V245H53ZM77 244V245H76ZM85 244V245H84ZM114 244V245H115ZM14 246L15 248H13V247H11V246ZM66 245H68V247L69 248H66L67 246ZM76 246V248L77 247H80L79 249L80 250H82V251H78V253L80 254V256H77L76 255V253H77V251H76V249H73V248H75V246ZM79 245V246H78ZM108 245L110 246V247H108ZM3 246H5V247H3ZM32 246H33V248H32ZM38 246V247H37ZM42 246H44V247H42ZM53 246V247H52ZM58 246V247H57ZM60 246H61V248H60ZM62 246H65V247H62ZM72 246V247H71ZM74 246V247H73ZM111 246L114 248L115 247V252L116 253H114V252H112V248H111ZM131 246V247H130ZM134 246V247H133ZM5 248L3 251H2V249L3 248ZM8 247V248H7ZM9 247H11L10 249H9ZM20 247H21V249H20ZM51 247V248H50ZM57 247V248H56ZM84 247V248H83ZM99 247V248H98ZM101 247H102V249H104L102 252L100 251V249H101ZM107 247L108 248H110L111 250H109V249H107ZM126 248L127 250H124V248ZM7 248V249H6ZM13 248V249H12ZM17 248V249H16ZM36 248H38V249H35ZM55 248V249H54ZM63 248V249H62ZM121 248V249H120ZM122 248H123V250L125 251V252H123V250H122ZM132 248V250H134V251H131L130 249ZM34 249V250H33ZM48 249V250H47ZM53 249V250H52ZM57 249V250H56ZM61 251H60V250ZM70 249V250H69ZM73 249V250H72ZM106 249H107V251L109 252V251H111V252H109L110 253V255L112 256H109V255H107L108 254V252H106ZM145 249V250H144ZM148 249H149V251L150 252H148ZM5 250L8 252V253H12L11 255H9L7 252H5ZM12 250V251H11ZM18 250V252H16ZM40 250V251H39ZM43 252H42V251ZM56 250V251H55ZM74 250H75V253H74ZM77 250H78V248H77ZM89 250V251H88ZM119 250V251H118ZM11 251V252H10ZM34 251H35V253H34ZM48 251V253H46ZM53 251H55V252H53ZM64 251V252H63ZM72 251H73V253H74V255L72 254ZM86 251V252H85ZM104 251L106 252V253H104ZM113 251H114V249H113ZM121 251L123 252V254L121 253ZM126 251L129 253H126ZM130 251V252H129ZM145 251H147V252H145ZM3 252V253H2ZM14 252V253H13ZM58 252H60V253H58ZM71 252V253H70ZM131 252H135V254L134 253H131ZM263 252V253H262ZM7 253V254H6ZM50 253V254H49ZM57 254V256H56V254ZM62 253V254H61ZM67 253V254H66ZM77 253V254H78ZM82 253V254H81ZM87 253V254H86ZM97 253V254H96ZM99 253V254H98ZM101 253H104V254H101ZM117 253H119V254H121L120 255V259L118 258V256H119V254H117ZM124 253H126V254H128L129 256L128 257H125V255H124ZM130 253H131V255H130ZM147 253V254H146ZM259 253V254H258ZM17 255V257H16V255ZM35 254V255H34ZM41 254V255H40ZM50 255V256H48V255ZM55 254V256H53ZM59 254V255H58ZM62 256H61V255ZM69 254V256H71L70 258H69V256H67ZM95 254V255H94ZM118 256H117V255ZM149 254V255H148ZM195 255H196V253H194ZM262 254H264V251H257V253H256V256L254 257V258H252L250 261H251V263L252 264H263L264 263V255H262ZM4 255V256H3ZM9 255V257L11 258H14V259H10L9 257H6V256H8ZM15 255V256H14ZM45 255V256H44ZM75 257H73V256ZM90 255V256H89ZM97 255H99V256H97ZM102 255H103V257H102ZM107 255V256H106ZM123 255V256H122ZM149 257H148V256ZM258 255V256H257ZM260 255V256H259ZM47 256L50 258V259H48L47 258ZM77 256V257H76ZM122 256V257H121ZM127 256V255H126ZM131 256H135V257H131ZM147 257V258H145V257ZM166 256V255H165ZM165 256H163V257H165ZM261 256H263V257H261ZM4 257V258H3ZM41 257V258H40ZM61 257V259L59 260V258ZM93 257H95V258H93ZM123 257H125L123 260H122V258ZM138 257V258H137ZM140 257V258H139ZM195 257V256H194ZM56 258V259H55ZM63 258H66L65 260H63ZM74 258V259H73ZM82 258V259H81ZM92 258L94 259V260H92ZM100 258V259H99ZM103 258V259H102ZM131 260H130V259ZM133 258V259H132ZM142 258V259H141ZM165 258H168L167 256L165 257ZM178 258H180V257H178ZM177 258V261H176V263L175 264H178V263H182V264H185L186 262H187V260L189 259V257H181L180 259H178ZM258 258V259H257ZM260 258V259H259ZM263 258V259H262ZM4 259H6L5 261H4ZM16 259V260H15ZM28 259H30V262H28L29 260ZM38 259V260H37ZM43 259V260H42ZM45 259H46V261H51V262H45ZM54 259V260H53ZM57 259H58V263H57ZM71 261H70V260ZM78 261H77V260ZM85 261H84V260ZM112 259H114V260H112ZM128 261V260H130L129 262H127L126 260ZM135 259H136V261H135ZM143 259L145 260V261H143ZM146 259H149L150 261H148L147 262V260ZM184 259V260H183ZM187 259V260H186ZM2 260L4 261V262H2ZM9 260V261H8ZM13 260V261H12ZM16 262H15V261ZM61 260H62V262H61ZM74 260V261H73ZM86 260L88 261V262H86ZM97 260V261H98ZM119 260V261H118ZM178 260H181V261H178ZM256 260H258V261H256ZM262 260V261H261ZM8 261V262H7ZM12 261V262H11ZM77 262V263H74V262ZM80 261V262H79ZM95 262V264L96 263H98V262ZM115 261V262H116ZM120 261H122V263L120 262ZM125 261V262H124ZM156 261H155V263H156ZM157 261V262H158ZM166 261H167V263H168V261L169 262H171L172 264H173V261L171 260V258L169 257L168 259H166V260H164V262H165V264H166ZM15 262V263H14ZM21 262V263H20ZM39 262V263H38ZM69 262V263H68ZM81 262H83V263H81ZM116 262V263H117ZM139 262V263H138ZM141 262V263H140ZM161 262V264H162V262L163 261H160ZM160 262H159V264H160ZM5 263V264H6ZM100 262H99V264H101ZM94 264V263H93ZM164 264V263H163ZM168 264H170V263H168Z\"/></svg>",
    "mask_w": 264,
    "mask_h": 264
},
{
    "label": "bare ground",
    "instance_id": "6f19581e",
    "mask_svg": "<svg viewBox=\"0 0 264 264\" xmlns=\"http://www.w3.org/2000/svg\"><path fill=\"white\" fill-rule=\"evenodd\" d=\"M15 1V3H18V1H16V0H14ZM20 1H22V3H20ZM27 1L28 0H26V4H23V3H25V1L24 0H19V3H18V5L20 4H23V5H26L27 6V4L28 5H30L29 4V1H28V3H27ZM35 1V0H34ZM48 1V0H47ZM53 1V0H52ZM67 1V0H66ZM71 1V0H70ZM74 1V0H73ZM73 1H71V3L73 4ZM79 1V0H78ZM81 1V3H83V1L82 0H80ZM119 1V0H118ZM121 1V0H120ZM120 1H119V3H120ZM123 1H125V0H122L121 1V3H123ZM128 1V0H127ZM133 1V3H134V1L135 0H132ZM132 1H130V3H132ZM140 1L141 0H139V3H140ZM143 1V0H142ZM142 1H141V3H142ZM145 1V0H144ZM156 1H159V3L158 4H160V5H163L164 4V6H165V4H166V6H165V8L167 7V11H166V9L164 8L163 9V14H165V13H167V12H169V10H168V8H170V7H168V5H167V3H172V0H156ZM186 1V0H185ZM188 1V0H187ZM194 1V0H193ZM197 1V0H196ZM199 2H205V1H207V0H198ZM213 1V3H214V1L215 0H212ZM218 1L219 0H217V3H218ZM229 1H232L231 3V5L233 6L234 5V7H232V9L233 8H240V9H246L245 7L247 6V7H249V9H250V11L247 9V11L248 12H250L249 14H248V16H247V14H246V18L244 19V17H245V15H244V17L240 14V16L241 17H243V19L241 20V18H240V21H241V23H240V21L239 22H237L238 20L237 19H239L238 18V14L236 13V12H240L241 10L239 9H236L235 11V16H236V14H237V23H239V28H238V30H236L237 29V27H236V25L234 24V26L236 27V29H234L235 27H233V29H234V31H233V34L237 31V33H239V35H244V37L246 36V38L245 39H250L251 37H252V40L251 41H248L247 43H246V45H244V46H242L241 47V45H240V47L241 48H239V44L237 43L236 44V46L238 45V48L236 47V46H234V47H236V48H225V46L222 48L221 47V49L217 52V53H207L206 52V50L204 51H202V52H199V51H197V58H196V56H195V58L193 57V54H195L194 53V50L196 49H193L192 47H190V48H188V46H186L187 48L185 49L184 47H183V45H182V47L184 48V52H183V54H184V56L186 57V58H188L190 61L191 60H193V64L195 65V64H199V63H203L204 64V66L206 67V69H207V73L209 74V73H217V75H215V78H216V80L217 81H219V82H226V81H230V86H234L235 87V89H236V95H242V97L244 98V97H247V99L249 98V101L251 102V104H249L248 102H247V99H245V101L249 104L248 106H250V108H252V110L250 111L251 112V114L253 115V114H258V115H256L257 116V118L259 117L260 118V116H261V119H262V116H264V109H261L262 107L264 108V0H247V3H246V1L245 0H243V1H245V7H243V8H241V6H240V4L241 3H243V1H241V0H229ZM241 2V3H240ZM45 3H46V1H45ZM53 3H54V1H53ZM60 3H61V7H63L64 5L66 6V4H65V0L64 1H60ZM62 3H64V5L62 6ZM68 3H69V1H68ZM67 3V5L68 6H70L69 4H71V3H69L68 4ZM74 3H75V1H74ZM80 3V4H81ZM99 3H100V5L102 6L103 4H104V1H103V4H101L102 3V1H100L99 0ZM107 3L110 5V7L114 4V0H107ZM107 3H105L106 5H105V7H108L107 6ZM116 3H117V1H116ZM116 3L114 4L115 6H116ZM118 3V4H119ZM120 3V4H121ZM128 3H129V1H128ZM129 3V5L131 6V7H133V5L134 4H136L137 3V1H136V3H132V4H130ZM148 3H149V1H148ZM163 3V4H162ZM50 4H52L51 3V0H50ZM50 4L48 5V6H50ZM54 4H56V0H55V3ZM53 4V5H54ZM58 5H55V7L53 8L52 6L50 7V9L51 8H53V11L54 10H56L55 8H57L56 6H59L60 4L59 3H57ZM77 4V3H76ZM80 4H78V5H75V6H78V8H79V10L81 9V7H83L84 5H85V7L84 8H87L86 7V3H85V1H84V5L83 6H80ZM127 4V3H126ZM143 4V6H144V8H145V5L146 6H148L146 3L144 4V3H142ZM174 4V3H173ZM189 4V3H188ZM200 4V3H199ZM198 4V5H199ZM12 5H14L13 3H12ZM19 5V6H20ZM31 5H32V3H31ZM94 5V4H93ZM100 5H98V8H101V7H99ZM113 5V7L116 9V7ZM136 5H138V3L136 4ZM136 5H135V7H136ZM151 5H153V4H151ZM156 5V4H155ZM191 4H189V6H190ZM194 5H195V3H193L191 6H192V8L194 7ZM198 5H195V6H198ZM15 6L17 7V5L15 4ZM22 6V5H21ZM32 6H34V5H32ZM31 6V7H32ZM64 6V8H63V11H64V14H65V8L67 7H65ZM74 5H72V7H73ZM80 6V7H79ZM95 6V5H94ZM94 6H93V10H94ZM118 6V5H117ZM121 6V5H120ZM123 6V5H122ZM139 6V5H138ZM163 6V7H164ZM171 6H172V4H171ZM188 6V7H189ZM190 6V7H191ZM242 6H244L243 4H242ZM2 7V6H1ZM0 7V8H1ZM23 7V6H22ZM29 6H27V7H25L24 6V8H28ZM104 7V8H105ZM124 8H125V3H124V6H123ZM122 7V8H123ZM128 7V6H127ZM131 7H129L130 9H132ZM134 7V8H135ZM139 7H141V5L139 6ZM158 7H159V5H158ZM157 7V8H158ZM186 7H187V5H186ZM202 7V6H201ZM18 8V7H17ZM34 8V7H33ZM69 8V7H68ZM75 8V7H74ZM78 8H76V9H78ZM98 8L97 7H95V9L97 10L96 12L99 14L100 13V10H102V9H99L98 10ZM119 8V7H118ZM124 8L122 9V11L124 10ZM137 8V7H136ZM142 8V7H141ZM140 8V9H141ZM152 8V7H151ZM16 9V8H15ZM19 10L20 9H22L21 7H19L18 8ZM59 9V8H58ZM57 9V10H58ZM73 9V8H72ZM109 9V11L111 10V9H113V8H108ZM114 9V11H116V12H121V13H123V15H124V11H126L127 10V8H125L126 10H124L123 12L121 11V10H119V11H117V10H115ZM119 9H121V8H119ZM147 9H148V7H147ZM154 9H155V7H154ZM154 9L153 10H151V11H154ZM159 9V8H158ZM172 9V8H171ZM178 9V8H177ZM190 10H191V8H189ZM195 9V8H194ZM196 9H199V6H198V8H196ZM196 9H195V12H196ZM226 9V8H225ZM225 9H224V11H225ZM228 9V8H227ZM231 9V8H230ZM244 9H243V11H244ZM14 10V9H13ZM22 10H25L26 11V9H22ZM34 10V9H33ZM48 10V9H47ZM61 10V9H60ZM68 10V9H67ZM67 10H66V16L62 13V11L59 13V14H63L64 15V17H66V19H68V17H67V14H68V12H67ZM71 10V9H70ZM79 10H77V11H79ZM82 10H83V8H82ZM82 10H81V12H82ZM86 10V9H85ZM84 10V11H85ZM129 10V9H128ZM189 10V11H190ZM193 10V9H192ZM1 11H2V8H1ZM18 11V10H17ZM24 11V12H25ZM27 11H29V13L31 14V12L30 11H32L31 10V8H30V10L29 9H27ZM26 11V12H27ZM35 11V10H34ZM48 11H50V10H48ZM52 11V10H51ZM76 11V12H77ZM99 11V12H98ZM131 11H133V9L131 10ZM136 12L137 11H142L143 13L145 12L146 13V11L144 10H135ZM150 11V10H149ZM159 11H162V8H161V10H159ZM166 11V12H165ZM171 11V10H170ZM172 11H175L176 12V14H173L174 16H175V18H173V19H176L177 20V18H176V15H177V11L176 10H173L172 9ZM171 11V12H172ZM199 11V10H198ZM204 11V10H203ZM223 11V10H222ZM230 12V11H232V10H227V12ZM16 12V11H15ZM25 12V13H26ZM57 12V11H56ZM55 11H54V13H56ZM59 12V11H58ZM58 12H57V14H55V16H52V19H56L55 17H57V15H58ZM70 12L72 13V11H69V14H70ZM80 12V11H79ZM78 12V13H79ZM86 12H88V10L86 11ZM96 12H95V14L94 15H98V14H96ZM103 12V10L101 11V13ZM108 12V10H107V8L105 9V11L103 12L104 14L105 13H107ZM134 12V11H133ZM155 12V11H154ZM174 12V13H175ZM195 12L193 11V13L195 14ZM245 12V11H244ZM1 13H4L3 11L1 12ZM5 13H8L9 14V12H6L5 11ZM16 13H18V12H16ZM15 13V14H16ZM20 13H23V11L22 12H20ZM19 13V14H20ZM53 13V12H52ZM52 13H51V15H52ZM54 13H53V15H54ZM84 13V12H83ZM83 13H81L82 15V17H83ZM102 13V14H103ZM108 13H110V12H108ZM111 13H112V11H111ZM110 13V14H111ZM126 13V12H125ZM148 13V12H147ZM187 13H189V12H187ZM196 13H198V12H196ZM232 13V12H231ZM230 13V14H231ZM241 13V12H240ZM247 13V12H246ZM26 14H28V13H26ZM26 14H24V15H26ZM29 14V15H30ZM33 14H35V13H32V15ZM49 14V13H48ZM69 14H68V16H69ZM73 14V13H72ZM76 14L77 13H74L73 15V21L75 22V24L76 23H78V22H81V17L79 16V15H77L78 16V18L77 17H75L76 16ZM91 14V13H90ZM120 14V13H119ZM119 14H117V16H119ZM137 14H138V12H137ZM149 14H150V12H149ZM154 14V13H153ZM158 14V12H156V15ZM168 14V13H167ZM171 13L169 12V14L168 15H170ZM194 14H192L191 13V16L192 15H194ZM229 13H228V15H230ZM234 14H232V15H234ZM243 14H245V13H243ZM254 15V16H256L257 17V19H258V17L260 18L261 17V19H259V20H255V18H253L252 17V15ZM5 15V14H4ZM4 15L2 16V14L0 15V16H2V17H0V18H3L4 17ZM7 15V14H6ZM10 15V14H9ZM18 14H16L15 16H17ZM21 15H23V14H21ZM21 15L19 16V18L21 17ZM29 15H26V17L27 16H29ZM86 15L88 16V14L86 13ZM112 15H115L114 13L112 14ZM122 14H120V16H121ZM138 15H140L141 17H142V15L139 13ZM137 15V16H138ZM152 15V14H151ZM162 15V14H161ZM172 15V14H171ZM190 15V14H189ZM196 15V14H195ZM11 16V15H10ZM9 16V17H10ZM14 16V17H15ZM34 16V15H33ZM36 16V15H35ZM35 16H34V18H35ZM72 15H70L69 17H71ZM85 16V15H84ZM100 16H102L101 14H100ZM119 16V17H120ZM127 16V15H126ZM135 16V15H134ZM149 16V15H148ZM148 16H145V17H148ZM152 16H154L153 18L154 19H157L156 18V16H155V14L154 15H152ZM160 16V15H159ZM158 16V17H159ZM163 16V15H162ZM167 15H165V16H163L164 18H166V20H167V18H169V17H166ZM177 16H180V14L178 13V15ZM249 16H251V18L252 19H254V20H252V19H249L250 17ZM14 17H13V19H11V20H15L14 19ZM24 18H26L25 16H23ZM30 17H31V15H30ZM54 17V18H53ZM77 18L78 20H79V18H80V21H78V22H76L75 20H77V19H75V18ZM103 17H105L106 18V20L103 18ZM103 17H101V18H103V21L105 20V22L107 21L108 22V20H109V22L108 23H110V20H113V19H108L107 20V17H108V15L107 16H103ZM140 17V18H141ZM144 17V16H143ZM161 17V16H160ZM160 17H159V21H160ZM163 17H161V18H163ZM183 17V18H182ZM211 17H213V18H217V19H219L220 20V18H221V20H223L224 18H226V17H228V16H226V13L225 14H219V15H215V16H211ZM220 17V18H219ZM232 16H230V18H229V20L230 19H232L231 18ZM249 17V18H248ZM5 18V17H4ZM4 18L2 19V21L4 20ZM60 18H62V19H60ZM60 18H58V19H60V20H63V17H61L60 16ZM89 18V17H88ZM91 18V17H90ZM95 18H97L98 19V16L97 17H94V19ZM100 18V17H99ZM112 18V17H111ZM151 19L152 21H153V23H155L156 21H154V19ZM164 18H163V20H164ZM181 18V19H180ZM180 20H182V22L181 23H183V24H177L176 25V27L174 26V22L173 21H176V20H172V21H170V18L168 19V21H169V23L170 22H173V28L172 29H170V30H168V29H162V28H166V26L168 27V28H170V25L168 26V25H166V26H162V24L163 23H161V24H156V23H158V22H156L155 24L157 25H155L156 27H159L160 25L162 26V28H160V30H156V27L154 28V30H149V29H140L141 31H145V33H144V35H146V36H151V33H152V36L154 37V40H156V43H155V45H157L156 46V48H158V46H159V44H160V48H165V44L166 43H170L171 41H173L172 39V37H171V34L170 33H172V32H175V33H178V32H180L181 33V30L182 31H185V32H189V33H191L192 31L193 32H196L197 30H198V27H202L204 24H205V21H206V19L204 18V16L203 15H199L198 17H197V19H195V16H194V19H193V16H192V18H188V16H186L185 15V17L183 16V14L180 16ZM227 18V19H228ZM235 18V17H234ZM233 18V19H234ZM10 19V18H9ZM18 19V18H17ZM29 19V18H28ZM50 19V18H49ZM66 19H64V21L66 20ZM75 19V20H74ZM82 19H84V17L82 18ZM117 19V18H116ZM127 19V18H126ZM216 19V20H217ZM226 19V20H227ZM6 20H7V18H6ZM11 20H9V21H11ZM21 21L22 20V18L21 19H18V20H16L17 22L18 21ZM37 20V19H36ZM70 20H72V18H70ZM86 20V19H85ZM85 20H82V21H85ZM88 21H90L91 19H87ZM93 20V19H92ZM125 20V19H124ZM143 20V21H142ZM142 22H143V24L142 25H144V19L142 18ZM146 20V19H145ZM151 20H146V24H148V21H151ZM166 20H165V22H166ZM180 20H178V22L180 21ZM225 19H224V21H226ZM229 20H227V21H229ZM251 20V21H250ZM2 21H1V23H2ZM8 21V22H9ZM34 22H36L35 20H33ZM32 21V19L30 20V22L32 23L33 22ZM58 21V20H57ZM68 21H69V19H68ZM88 21L86 22V23H84L82 26H81V23L80 24H78V25H80L81 26V28L82 29H85L84 27H86V24H88ZM94 21V20H93ZM102 20H100L99 19V22H97V20H96V22L98 23V26H100V22H101ZM114 21V20H113ZM113 21H111V23L113 22ZM140 21V22H141ZM152 21L150 22V24H152ZM215 21V20H214ZM232 21V20H231ZM231 21H229V23L231 22ZM5 22V21H4ZM3 22V23H4ZM16 22V24H19V23H17ZM28 22V21H27ZM29 22V23H30ZM38 22V21H37ZM36 22V23H37ZM54 22V21H53ZM71 22V21H70ZM73 22V23H74ZM91 22V21H90ZM96 22H94V23H96ZM105 22H103L105 25H106V23ZM161 22H163V21H161ZM164 22V23H165ZM236 22H234V20H233V23H236ZM0 23V24H1ZM22 23V22H21ZM25 23H26V21H25ZM25 23H24V26H25ZM55 23H57L56 21H55ZM54 23V24H55ZM68 23L69 22H66L65 24H67L66 26H68ZM92 23V22H91ZM102 22H101V24H103ZM113 23H115V21L113 22ZM118 23V22H117ZM116 23V26H118V24ZM122 23V22H121ZM121 23H119V24H121ZM168 23V22H167ZM166 23V24H167ZM212 23V22H211ZM228 22H226V24H227ZM11 24V23H10ZM9 24V25H10ZM13 24V23H12ZM15 24V23H14ZM13 24V25H14ZM28 24V23H27ZM27 24H26V27H27ZM33 24V23H32ZM61 24V26H62V23H60ZM60 24H58L59 26H60ZM64 24V23H63ZM64 24V25H65ZM71 23H69V25H70ZM75 24H71L73 27H74V25ZM104 24H103V26H104ZM124 23H122L121 25H123ZM134 24V23H133ZM138 24H140L139 22H138ZM145 24V25H146ZM176 24V23H175ZM231 24H232V22H231ZM229 25L228 26V28L230 27L231 29H230V32H232L231 30H232V26H233V24L232 25ZM8 24H6L5 25V23H4V27L5 26H8L7 28L8 29H6V27L4 28V30H9V29H11V31H13V30H15V29H13L12 30V28H14V26H11V28H9L10 26H9ZM20 25H23V24H20ZM19 25V26H20ZM36 25V24H35ZM33 26L34 27V29H37L36 28V26ZM57 25V24H56ZM71 25H70V27H71ZM78 25H75V26H77L76 27V29H79L78 28ZM90 25V24H89ZM92 25V24H91ZM108 25H110V24H108ZM113 25V24H112ZM111 25V27H113ZM121 25H119L118 27H120ZM141 25V26H142ZM153 25V24H152ZM151 25V26H152ZM60 26V27H61ZM98 27L97 26V24H95L94 25V27ZM102 26V25H101ZM115 26V27H116ZM137 26V25H136ZM138 26H140V25H138ZM15 27H17L16 25H15ZM33 27H31L32 28V30H33ZM64 27V26H63ZM63 27H61V29L63 28ZM69 27V26H68ZM69 27V28H70ZM72 27V28H73ZM94 27H93V25H92V27H91V29H92V31H93V29H94ZM105 28L107 27V25L106 26H104ZM115 27H113V28H115ZM122 27V26H121ZM121 27H120V29H121ZM125 27H127V26H125ZM124 27V28H125ZM143 27V26H142ZM144 27H149V26H144ZM143 27V28H144ZM20 28H23V27H20ZM19 28V29H20ZM25 28V27H24ZM56 28V27H55ZM69 28H67L66 27V30L68 31V32H70L69 30ZM81 28L79 29V30H81ZM89 28H90V26L88 27V30H89ZM102 28V27H101ZM130 28H131V26H130ZM132 28H134V27H132ZM131 28V29H132ZM141 28V27H140ZM153 28V27H152ZM19 29H18V32H19ZM25 29H27V28H25ZM29 29V28H28ZM69 29V30H68ZM75 29V28H74ZM73 29V30H74ZM76 29H75V31H76ZM87 29V28H86ZM98 29V28H97ZM108 30H107V32H106V30H100V32L102 33H107L108 34V31H109V29H110V27H108L107 28ZM128 29V28H127ZM126 29V30H127ZM138 29V28H137ZM21 30H23V29H21ZM59 30V29H58ZM62 30H64V29H62ZM61 30V31H62ZM66 30H64L65 32H66ZM113 30V29H112ZM111 30V31H112ZM116 30V29H115ZM114 30V31H115ZM132 30H136V28L135 29H132ZM132 30L130 31V32H132ZM139 30V29H138ZM138 30H137V32H138ZM156 30V31H155ZM226 30H228V29H226ZM16 31V30H15ZM14 31V33L16 34V32ZM27 31V30H26ZM34 31V30H33ZM63 31V32H64ZM86 31V30H85ZM92 31H90L91 33H92ZM98 31V30H97ZM110 31V34L113 32H111ZM119 31V30H118ZM129 31V30H128ZM6 32V31H5ZM17 32V33H18ZM23 32H25V30L23 31ZM35 32V31H34ZM62 32V33H63ZM67 32V33H68ZM74 32V31H73ZM79 32H82V33H84V31H79ZM94 32V31H93ZM99 32V33H100ZM122 32V31H121ZM124 32V31H123ZM136 32V33H137ZM140 32V31H139ZM185 32H182V35H185L186 33ZM192 32V33H193ZM198 32V31H197ZM201 32H203L202 30H201ZM228 33H229V31H227ZM7 33H10V32H7ZM13 33V32H12ZM36 33H38V31H36ZM43 33V32H42ZM61 33V34H62ZM67 33L65 34V35H67ZM82 33H79L80 35H78V33H77V35H78V37H81V35H82ZM86 33H87V31H86ZM90 33V34H91ZM96 33V32H95ZM100 33V34H101ZM119 33V32H118ZM117 32H116V34L117 35H120V33L118 34ZM175 33H173V34H175ZM185 33V34H184ZM237 33H236V35H237ZM25 34L26 33H24V35H23V37H25ZM44 35H45V32L43 33ZM69 34V33H68ZM70 34H71V32H70ZM73 34H75V32L73 33ZM73 34H71V35H73ZM90 34H88V35H90ZM97 34V33H96ZM110 34H108L109 36H110ZM113 34V33H112ZM130 34V33H129ZM135 34V33H134ZM140 34V33H139ZM143 34V33H142ZM141 34V38L143 37V35ZM230 34V33H229ZM227 35V38L226 39H228L229 40V42L232 44L233 43V38H235V37H233V38H230L229 36L230 35ZM247 34V35H246ZM251 35V36H249V35ZM11 35V34H10ZM10 35H7V38H8V36H10ZM19 35H21L20 33H18V35H16V36H14V35H12V36H14L13 38H15V37H17V36H19ZM36 35H38V34H36ZM40 35V34H39ZM46 35H49V34H46ZM64 35V34H63ZM87 34H86V36H88ZM93 35V34H92ZM103 35V34H102ZM102 35H100V37L99 38H102L101 36ZM105 36H106V34H104ZM117 35H116V37H117ZM122 35V34H121ZM130 35H132V34H130ZM179 35V34H178ZM235 35V34H234ZM22 36V35H21ZM21 36H19V37H21ZM41 36V35H40ZM49 36H51V34L49 35ZM104 36V37H105ZM125 36V35H124ZM127 36H128V34H127ZM136 36V35H135ZM137 36H138V33H137ZM175 36H177L176 34H175ZM189 36V35H188ZM194 35H191V38L189 39V44H197L198 46H200L199 48H198V50L199 49H203V46L204 45H202L201 46V44H204V42H205V40H206V35H204V34H200V36L199 35H195L196 37H198V38H196V37H193ZM248 36V37H247ZM4 37V36H3ZM26 37H28V35L26 36ZM38 37V36H37ZM63 37H65V36H63ZM68 37H70V35H68V36H66V38H68ZM74 37V36H73ZM85 37V36H84ZM90 37H92L91 35H90ZM97 37L98 36H95V38L97 39ZM103 37V38H104ZM113 38L114 39V37L111 35L109 38ZM126 37V36H125ZM173 37H174V35H173ZM186 37V36H185ZM226 37V36H225ZM13 38H9V39H12L13 40ZM51 38V37H50ZM102 38V39H103ZM108 37L107 38H104V40L106 39V41H107V39H109ZM122 38V37H121ZM126 38H128V37H126ZM134 38V37H133ZM132 38V39H133ZM140 38V39H141ZM3 39H6V38H3ZM9 39H6L5 40V42L7 41V40H9ZM17 39V38H16ZM15 39V41H16V43H18L19 42V44L21 43V38H18V40H16ZM21 39V40H20ZM29 39H30V37H29ZM44 39H45V36H44ZM43 38H42V36H41V41H43L44 40ZM47 39H48V36H47ZM74 39H76V38H74ZM73 39V40H74ZM80 39V38H79ZM85 39H86V41H88L87 39V37H85ZM85 39H83V37L81 38V40L80 41H82V40H84L85 41ZM92 39V38H91ZM101 39V41H104V40H102ZM119 39V38H118ZM129 39L131 40V37H129ZM176 39V38H175ZM178 39V38H177ZM233 40V41H231V40ZM238 39V38H237ZM237 39L235 38V40L237 41ZM11 40V41H12ZM20 40V41H19ZM25 40V39H24ZM39 40V42L40 43H38V45L39 44H41V41ZM50 40V39H49ZM67 40H69L70 41V39L68 38ZM72 40V41H73ZM94 40V39H93ZM114 40H116V39H114ZM142 40V39H141ZM228 40H224V43H226V42H228ZM11 41H7L8 43H10ZM26 41V40H25ZM45 41V43H46V40H44ZM51 41H52V39H51ZM66 41V40H65ZM69 41H67V42H69ZM83 41V42H84ZM97 41V40H96ZM110 41H111V39H110ZM134 41H136L135 39H134ZM145 41V40H144ZM144 41H143V43H144ZM243 41V40H242ZM6 42V43H7ZM13 42V41H12ZM47 42H48V44L50 43V44H52V45H50L51 47L53 46V44L54 43H52V42H49L48 40H47ZM75 42H77V40L75 41ZM89 42V41H88ZM87 42V43H88ZM99 42V41H98ZM142 42V41H141ZM141 42H139L138 41V43H141ZM228 42V43H229ZM24 42L22 41V44H23ZM71 43V42H70ZM78 43V42H77ZM76 43V44H77ZM85 43V42H84ZM90 43V42H89ZM94 43H95V41H94ZM108 43H110V42H108ZM112 43V42H111ZM114 43H115V41H114ZM122 43V42H121ZM184 43V42H183ZM12 44V43H11ZM11 44H9V45H11ZM66 44V46L68 47V49H70V48H72L73 46H71L70 48H69V46H68V44L67 43H65ZM64 44V45H65ZM76 44H73V45H76ZM93 44V43H92ZM104 44V42L101 44V45H103ZM116 44L118 45V43H117V41H116ZM134 44V43H133ZM227 44V43H226ZM233 44H235V43H233ZM9 45H7V46H9ZM25 45V44H24ZM44 45H46V44H43L42 43V46L41 47H43ZM48 45V46H49ZM79 45H80V43H79ZM81 45H83L82 44V42H81ZM90 45V44H89ZM89 45L87 46L86 45V47H89ZM96 45V44H95ZM105 45V44H104ZM109 45V44H108ZM137 45V44H136ZM145 45V44H144ZM175 45H177V44H175ZM174 45V46H175ZM184 45H187L186 43L184 44ZM15 46V45H14ZM17 46H19V45H17L16 44V47ZM47 45L46 46H44L43 47V49L45 48L46 49V47H48ZM63 46V45H62ZM83 46H85V44L83 45ZM91 46V45H90ZM93 46H94V44H93ZM96 46H98V45H96ZM112 46H113V44H112ZM138 46V45H137ZM196 46V45H195ZM16 47H14V48H16ZM38 47V46H37ZM39 48L40 49V51L42 52H40L41 54H43V49L42 48ZM65 47V46H64ZM86 47H83V48H85V50H87L86 49ZM95 47V46H94ZM108 47V46H107ZM106 47V45H105V47L104 48H107ZM113 47H115V46H113ZM130 47H132V50H134L135 49V46H130ZM142 47H143V45H142ZM145 48H146V46H144ZM226 47H230V46H226ZM10 49L12 48V47H9ZM19 48L21 49L22 47H20L19 46ZM18 48V49H19ZM50 48V47H49ZM53 48V47H52ZM75 48H79V47H75ZM134 48V49H133ZM144 48V49H145ZM147 48H149V47H147ZM174 48V47H173ZM9 49V50H10ZM17 49V48H16ZM44 49V50H45ZM81 49V47L79 48V50ZM92 49V48H91ZM90 49V50H91ZM96 49V48H95ZM94 49V50H95ZM113 50H114V48H112ZM116 49V48H115ZM141 49V48H140ZM12 50V49H11ZM13 50H15V49H13ZM12 50V51H13ZM22 50V49H21ZM24 50V49H23ZM35 50H37L36 48H35ZM49 50V49H48ZM47 50V51H48ZM51 51L53 50V49H50ZM49 50V51H50ZM67 50V49H66ZM72 50V51H71ZM77 50V49H76ZM76 50H74V51H76ZM78 50V52L79 53H81L80 51ZM94 50H93V52H90V53H94ZM96 50H98V48L96 49ZM107 50V49H106ZM164 50H166V49H164ZM183 50V49H182ZM8 51V50H7ZM12 51H9V53H11ZM17 51V50H16ZM15 51V52H16ZM46 51V50H45ZM44 51V53H46ZM54 51V50H53ZM52 51V52H53ZM64 51H65V49H64ZM70 51L71 52H73V48L72 49H70ZM102 51H104V50H102ZM107 51H112L111 50V47H110V50L108 49ZM116 51V50H115ZM114 51V52H115ZM140 51V50H139ZM142 51V50H141ZM195 51V52H196ZM252 52V54L251 55H249V56H247L248 55V52ZM14 52V51H13ZM12 52V53H13ZM14 52V53H15ZM35 52H38V51H35ZM35 52H34V56H35ZM67 52V51H66ZM65 52V53H66ZM69 52V51H68ZM71 52H69L70 54H72ZM77 52V51H76ZM85 52H87V51H85ZM112 53V54H115V53ZM117 52V51H116ZM136 52V51H135ZM144 52V51H143ZM142 52V53H143ZM245 52H247V53H245ZM9 53H8V55H9ZM13 53V54H14ZM18 53V52H17ZM40 53H38V54H40ZM48 54H49V52H47ZM54 53V52H53ZM68 53V54H69ZM88 53V52H87ZM98 53V52H97ZM105 53V52H104ZM103 53V54H104ZM118 53H120V52H118ZM131 53V52H130ZM134 53V52H133ZM19 54H20V57L22 56L21 55V53H20V50H19ZM19 54H17L18 56H19ZM37 54V53H36ZM40 54V55H41ZM77 54V53H76ZM89 54V53H88ZM107 54H109V53H107ZM111 53L108 55V56H106V54H104V56H106L108 59H105V60H107V63L106 64H111V63H109L108 61L109 60H111V59H109V56L110 55H112ZM134 54H136V53H134ZM133 54V55H134ZM139 54V53H138ZM147 54V53H146ZM217 54H218V57H217ZM246 54V56L245 57H243L242 58V60L241 61H239L240 59L238 58L240 55H241V57L242 56H244ZM6 55H7V52H6ZM15 55V54H14ZM13 55V56H14ZM51 55V54H50ZM73 55H75V53H73ZM94 55V54H93ZM97 55H99V54H97ZM101 55H102V53H101ZM118 54H116L115 56H117ZM132 55V56H133ZM199 55H201V56H199ZM10 56H12L11 54H10ZM12 56V57H13ZM33 55L31 56V57H34ZM38 56V55H37ZM43 56V55H42ZM44 56H46V54L44 55ZM48 56V55H47ZM54 56H57L55 53H54ZM72 55H70V57H71ZM78 56V55H77ZM84 56H85V54H84ZM94 56H96V55H94ZM103 56V57H104ZM114 56V55H113ZM162 56V55H161ZM6 57H8V56H6ZM12 57H9V58H11V59H14V61H17V60H15V58H12ZM19 57V58H20ZM51 57H52V55H51ZM50 57V58H51ZM75 57V59L77 58L76 56H74ZM101 57V56H100ZM103 57H101V58H103ZM105 57V58H106ZM118 57V56H117ZM137 57V56H136ZM184 57V58H185ZM217 57V59H215ZM18 57L16 56V59H17ZM19 58H18V60H19ZM23 58V57H22ZM40 57H38V59H39ZM42 58V57H41ZM39 59V61H40V64H42V61H44V60H42V59ZM48 58V57H47ZM53 58L54 57H52L51 59H52V61H53ZM86 59H88L87 58V54H86V57H85ZM92 58H94V57H92ZM100 58V59H101ZM112 58V57H111ZM115 58V57H114ZM237 58L239 59V60H237ZM37 59V58H36ZM58 59V58H57ZM55 60L54 59V61L53 62H57L58 60ZM72 59H73V57H72ZM84 59V58H83ZM91 59V58H90ZM95 59H97L96 57H95ZM100 59H99V62H101L100 61ZM136 59V58H135ZM138 59V58H137ZM140 59V58H139ZM34 60H35V58H34ZM46 60V59H45ZM48 61H47V64H46V66L48 65V62L49 63H51L50 61V59L48 58L47 59ZM98 60V59H97ZM115 61L117 60V59H114ZM113 59H112V61H114ZM185 60V59H184ZM1 61H3L2 59H1ZM11 61V60H10ZM9 61V63L11 64V66H12V69H15L16 70V68H14V66H16V64L14 65V61H12V62H14L13 64L11 63ZM30 61H33V60H31V58H30ZM39 61L37 60V62L39 63ZM80 61H82V60H80ZM83 61H85V59L83 60ZM95 61V60H94ZM93 61V62H94ZM103 61H104V59L102 60V64H103ZM137 61V60H136ZM245 61V63H243ZM33 62H35V61H33ZM37 62H36V65H37ZM52 62V63H53ZM92 61H91V63H93ZM111 62V61H110ZM117 62H119V60L117 61ZM116 62V63H117ZM205 62V63H204ZM5 63H7L6 61L4 62V64ZM8 63V64H9ZM16 63H19V62H16ZM20 63H21V61H20ZM20 63H19V65H18V69L20 70V68H21V66H20ZM44 63V62H43ZM45 63H46V61H45ZM44 63V64H45ZM52 63H51V66H52ZM53 64V65H56V64ZM79 63V62H78ZM83 63V62H82ZM97 63H98V61H97ZM115 63V64H116ZM144 63H145V61H144ZM144 63H143V65H144ZM187 63V62H186ZM189 63V62H188ZM214 63H216L217 64V66H218V68H217V72H215L216 71V68H215V64ZM0 64H2V63H0ZM10 64L9 65H7V67L9 66L10 67ZM39 64V65H40ZM43 64V65H44ZM99 64V63H98ZM97 64V65H98ZM101 64V63H100ZM101 64V65H102ZM106 64H104V65H106ZM114 64V63H113ZM112 64V65H113ZM120 63H118V65H119ZM136 64V63H135ZM138 64H139V62H138ZM137 64V65H138ZM183 64H184V62H183ZM190 64V63H189ZM202 64V65H203ZM14 65V66H13ZM21 65H22V63H21ZM38 65V66H39ZM58 65H59V62H58ZM84 65V64H83ZM88 65H89V63H88ZM86 66V67H90V66ZM94 65V64H93ZM96 65V64H95ZM111 65V67H116V66H112ZM117 65V64H116ZM117 65V66H118ZM149 65H150V63H149ZM164 65V64H163ZM193 65V66H194ZM200 65V64H199ZM19 66H20V68H19ZM40 66H42V65H40ZM35 67V64H34V67L35 68H41V67ZM45 66V65H44ZM44 66H42V69H44L43 67ZM51 66H47V68H45V69H51V68H49V67H51ZM57 66V65H56ZM152 66V65H151ZM150 66V67H151ZM5 67V66H4ZM32 67V66H31ZM53 67V66H52ZM84 67H85V65H84ZM101 67V66H100ZM100 67H98L97 69H101ZM108 67V66H107ZM106 67V68H107ZM110 67V66H109ZM108 67V68H109ZM137 67V66H136ZM142 68H143V66H141ZM140 67V68H141ZM187 67V66H186ZM190 67V66H189ZM195 67V66H194ZM1 68V67H0ZM6 68V67H5ZM57 68V67H56ZM93 68V67H92ZM91 68V69H92ZM104 68V67H103ZM103 68H102V70H103ZM146 68V67H145ZM164 68V67H163ZM32 69H33V67H32ZM44 69V70H45ZM86 69V68H85ZM114 69V68H113ZM113 69H112V71H113ZM137 69V68H136ZM156 69V68H155ZM181 69H182V67H181ZM197 69V68H196ZM7 70H10V69H7ZM6 70V71H7ZM19 70H18V72H19ZM22 70H23V67H22ZM47 70H45L44 72H46L47 74H48V71ZM53 69H51V71H52ZM94 70V69H93ZM107 70V69H106ZM106 70H104V71H106ZM110 70V69H109ZM115 70L117 71V69L115 68ZM120 70V69H119ZM140 70V69H139ZM138 70V71H139ZM143 70V69H142ZM142 70H141V72H142ZM157 70V69H156ZM155 70V71H156ZM5 71V70H4ZM4 71L2 72V73H4ZM6 71H5V74H6ZM17 71V70H16ZM34 72L36 71V69H34L33 70ZM40 71L41 72H43L41 69H38V73H40ZM50 71V72H51ZM55 71V66H54V70L52 71V75L55 73L54 72ZM87 71V70H86ZM90 70H88V72H89ZM92 71V70H91ZM97 71V70H96ZM111 71V70H110ZM109 71V73H111ZM144 71L145 70H143V73H144ZM147 71V70H146ZM149 71V70H148ZM189 71V70H188ZM8 72V71H7ZM17 72V73H18ZM33 72V74H35ZM44 72H43V75H45L44 74ZM49 72V73H50ZM54 72V73H53ZM191 72V71H190ZM9 74H10V72H8ZM13 73V72H12ZM17 73L15 74V72L13 73V74H15V75H17ZM24 73V72H23ZM69 73V72H68ZM83 73V72H82ZM87 73V72H86ZM85 73V74H86ZM91 73H93V71L91 72ZM102 73V72H101ZM142 73V74H143ZM177 73V72H176ZM12 74V75H13ZM31 74H32V72H31ZM32 74V75H33ZM42 74V73H41ZM41 74H38L37 75V73H36V75L37 76H40ZM46 74V75H47ZM56 74V73H55ZM69 74H71V73H69ZM100 74V73H99ZM98 74V75H99ZM103 74V73H102ZM184 74V73H183ZM11 75V74H10ZM19 75H21V72L17 75V76H19ZM29 75H30V73H29ZM28 75V76H29ZM32 75H30V76H32ZM36 75H35V77H36ZM50 75V74H49ZM52 75H50V76H52ZM92 75V74H91ZM101 75V74H100ZM99 75V76H100ZM145 75V74H144ZM155 75V74H154ZM190 75V74H189ZM1 76H2V74H1ZM3 76H5V75H3ZM7 76V75H6ZM5 76V77H6ZM22 76V75H21ZM27 76V77H28ZM42 76V75H41ZM41 76L40 77H38V78H40L41 79ZM48 77V76H44V77H42V78H45L46 77V79H47V81L49 80V79H55V78H53L55 75H53V77ZM83 76H85V75H83ZM89 76H90V74H89ZM105 76H107L106 74H105ZM116 76V75H115ZM118 76H119V74H118ZM117 76V77H118ZM122 76V75H121ZM149 76V75H148ZM179 76H181V75H179ZM11 77H13V76H11ZM11 77H8V78H10L11 79ZM16 77V76H15ZM15 77H14V79H15ZM23 77V76H22ZM21 77V78H22ZM25 77V79L26 80H29L30 81V78L29 79H27V77H26V75L24 76ZM23 77V78H24ZM103 77H104V74H103ZM144 77V76H143ZM16 78H19V77H16ZM22 78V79H23ZM33 78H34V76H33ZM32 78V79H33ZM37 78V77H36ZM87 78V77H86ZM101 78V77H100ZM100 78H97L98 80H100ZM107 78V77H106ZM105 77L103 78V79H106ZM110 78V77H109ZM119 78H120V76H119ZM123 78V77H122ZM174 78V77H173ZM207 78V77H206ZM25 79H23L22 80V83L21 84H18V85H23L24 86V84L26 85V83L28 84V82L26 81H24ZM35 79V78H34ZM33 79V80H34ZM38 80V81H41V82H43L44 80ZM50 80V82H53V80ZM84 79V78H83ZM91 78H89V80H90ZM9 79H7L6 81H8ZM12 80H13V78H12ZM16 80V79H15ZM18 80V79H17ZM88 80V79H87ZM120 80V79H119ZM122 80V79H121ZM121 80H120V82H121ZM168 80V79H167ZM1 81V80H0ZM21 80H18V82H20ZM25 83H24V82ZM91 81H93L92 79H91ZM101 81H104V80H101ZM114 81V80H113ZM125 80H123L122 82H124ZM173 81H175V80H173ZM15 82V81H14ZM35 82V84L34 85H38L39 83H41V82H37V80H35L34 81ZM71 81H69V86L70 85H72V83H70ZM109 82V81H108ZM2 83V82H1ZM15 83H17V81L15 82ZM24 83V84H23ZM30 83V82H29ZM31 83H32V81H31ZM36 83H38V84H36ZM49 83V82H48ZM90 84H91V82H89ZM107 83V82H106ZM170 83V82H169ZM4 84V83H3ZM2 84V87L4 86ZM33 84H32V86H33ZM43 84V83H42ZM51 84V83H50ZM76 83H74L73 85H75ZM85 84H88V82L87 83H85ZM100 84V83H99ZM102 84V83H101ZM103 84H105L104 82H103ZM117 84H119V83H117ZM128 84V83H127ZM126 84V85H127ZM160 84V83H159ZM177 84V83H176ZM203 84V83H202ZM209 84V83H208ZM216 84V83H215ZM215 84H214V86H215ZM6 85V84H5ZM9 85V84H8ZM15 85V84H14ZM45 85H46V81H45ZM77 85V84H76ZM83 85V84H82ZM95 85L96 86H98V84H96L95 83ZM115 85V84H114ZM123 85V84H122ZM125 84H124V86H122L121 87V89L123 88V87H125L126 86ZM132 85V84H131ZM162 85V84H161ZM165 85V84H164ZM228 85V86H229ZM7 86V85H6ZM17 86V85H16ZM28 86H30L29 87V89L31 90V85L29 84V85H27V88H28ZM42 86H44V85H42ZM85 86V85H84ZM93 86V85H92ZM91 86V87H92ZM100 86H102V85H100ZM202 86V85H201ZM209 86V85H208ZM12 87H13V85H12ZM19 87V86H18ZM36 87L37 86H34V88H32V91H33V89H34V91H33V94L35 95V92L37 91L36 90ZM41 87V86H40ZM39 86H38V88H40ZM47 87V86H46ZM45 87V88H46ZM71 87V86H70ZM88 87H89V84H88ZM88 87H86V88H88ZM95 87V86H94ZM105 87V86H104ZM109 87V86H108ZM127 87V86H126ZM143 87V86H142ZM17 88V87H16ZM15 88V89H16ZM26 88V89H27ZM43 88V87H42ZM41 88V89H42ZM45 88H43L44 90H45ZM69 88V87H68ZM72 88V87H71ZM80 88V87H79ZM90 88V87H89ZM89 88L87 89V91L89 90ZM93 88V87H92ZM99 88V87H98ZM107 88V87H106ZM166 88V87H165ZM168 88V87H167ZM207 88V87H206ZM206 88H205V90H206ZM209 88V87H208ZM1 89V88H0ZM4 89H6V87L4 88ZM19 89V88H18ZM17 89V90H18ZM20 89H22V87L20 88ZM25 89V90H26ZM42 89V90H43ZM94 89V88H93ZM100 89H102V87H100ZM98 90L96 87H95V91L96 90H98L100 93H99V95L97 96V94L94 92V90H92L95 94H93L92 96L93 97H96V98H100L101 96H103L102 94L104 93V90L102 89V90ZM121 89L120 90H118V94L119 93H121L122 95L124 94H126V91H123V92H125V93H122L121 92ZM142 89V88H141ZM215 89V88H214ZM217 89V88H216ZM226 89V88H225ZM225 89H224V91H225ZM233 89V88H232ZM25 90H24V92H23V94L25 93ZM30 90H28L29 91V93L31 92ZM36 90V91H35ZM39 90V89H38ZM42 90H40V92L42 91ZM72 90H74V91H72ZM72 90H70V91H72V92H75V90L76 89H73L72 88ZM108 90V89H107ZM123 90H124V88H123ZM125 90H127V89H125ZM128 90H130V89H128ZM159 90V89H158ZM158 90H156V92L158 91ZM165 90V89H164ZM195 90V89H194ZM219 90H220V88H219ZM218 90V91H219ZM6 91H9V93H10V90L8 89V90H6ZM15 91L16 90H13V93H15ZM22 91V90H21ZM79 91V90H78ZM91 91V92H92ZM103 93H102V92ZM106 91V90H105ZM109 91H110V89H109ZM111 91H113V90H111ZM120 91V92H119ZM212 91V90H211ZM231 91V90H230ZM4 92V91H3ZM18 92L19 91H17V94H18ZM27 92V91H26ZM39 92V91H38ZM37 92V93H38ZM71 92V93H72ZM89 92H90V90H89ZM108 92V91H107ZM130 92V91H129ZM192 92H193V90H192ZM208 92H209V90H208ZM217 92V91H216ZM228 92V91H227ZM1 93H2V91H1ZM1 93H0V96H2L1 95ZM20 93V92H19ZM102 93V94H101ZM128 93V92H127ZM141 93V92H140ZM160 93V92H159ZM197 93V92H196ZM204 93H205V91H204ZM203 93V94H204ZM226 93V92H225ZM5 94H6V92H5ZM4 94V95H5ZM16 94V95H17ZM21 94V93H20ZM20 94H18V96L20 97ZM23 94H21V96L23 97L24 95ZM26 95H25V98H26V96H27V93H25ZM43 94H44V92H43ZM42 93L40 94L41 96L43 95ZM52 94V93H51ZM66 94V93H65ZM68 94V93H67ZM70 94V93H69ZM69 94L67 95V96H69ZM75 94V93H74ZM73 94V96L72 97H74L75 95ZM76 94H77V96H78V92L76 91ZM106 94V93H105ZM116 94V93H115ZM120 94V95H121ZM192 94V93H191ZM198 94V93H197ZM202 94V95H203ZM217 94V93H216ZM230 94H232L231 92H230ZM235 94V93H234ZM233 94V95H234ZM3 95V96H4ZM12 95H14V94H12ZM16 95H15V98L14 99H16ZM30 95L31 96H34V95H32V93H30L29 94V96L28 97H30ZM38 95H39V93H38ZM39 95V96H40ZM91 95V94H90ZM89 95V96H90ZM96 95V96H95ZM101 95V96H100ZM117 95V94H116ZM127 95V94H126ZM125 95V96H126ZM187 95H189V94H187ZM201 95V96H202ZM212 95V94H211ZM211 95H209V97L211 96ZM17 96V97H18ZM36 96H37V94H36ZM38 96V97H39ZM64 96H66V95H64ZM100 96V97H99ZM146 96V95H145ZM182 96V95H181ZM197 96H200V94L199 95H197ZM35 97V96H34ZM44 97V96H43ZM46 97V96H45ZM44 97V98H45ZM70 97V96H69ZM87 97V96H86ZM122 97V96H121ZM228 97V96H227ZM230 97V96H229ZM234 97V96H233ZM232 97V98H233ZM9 98H11V97H9ZM22 99L24 102H23V104L26 102V101H32L33 100V98L31 99V100H29V98L26 100V99ZM42 98V97H41ZM41 98H39V99H41ZM44 98H42V100L44 99ZM85 98V97H84ZM96 98H93V99H95L96 100ZM120 98V97H119ZM126 98V97H125ZM129 98V97H128ZM153 98V97H152ZM169 98V97H168ZM212 98V97H211ZM215 98V97H214ZM8 99V98H7ZM6 98L4 99V100H7ZM13 99V100H14ZM38 98H37V100H38V102H37V104H36V106L38 105V104H40L39 106H37L38 108L43 104V102L41 101V100H39ZM46 99V98H45ZM70 99V98H69ZM78 99H79V97H78ZM77 99V100H78ZM104 99H105V95H104ZM104 99H103V101H104ZM123 99H124V96H123ZM127 99V98H126ZM151 99V98H150ZM156 99V98H155ZM165 99V98H164ZM181 99V98H180ZM187 99V98H186ZM205 99H207V98H205ZM209 99V98H208ZM220 99V98H219ZM226 99V98H225ZM238 99V98H237ZM13 100L11 101V100H9V101H7V103L9 102V104L11 105V102H12V104H14L16 101H14L13 102ZM35 100H36V98H35ZM66 100V99H65ZM70 100H72V98L70 99ZM74 100V99H73ZM77 100H76V102H77ZM81 100H83V99H81ZM102 100V99H101ZM100 100V102H102ZM109 100V99H108ZM117 100H118V97H117ZM146 100V99H145ZM169 100V99H168ZM167 100V101H168ZM178 100V99H177ZM217 100V99H216ZM224 100V99H223ZM232 101H233V99H231ZM19 101H21V100H18L16 103H18ZM39 101H41V103H39ZM69 101V100H68ZM88 101H89V98H88ZM90 101H91V103L89 104V105H91L92 107H93V103L95 102H93L92 103V97H91V99H90ZM121 101H124L125 102V100H121ZM121 101H120V99H119V101H117L119 104L118 105H120L121 104ZM176 101V100H175ZM228 101V100H227ZM243 101V100H242ZM244 101V102H245ZM36 102V101H35ZM34 102V103H35ZM67 102V101H66ZM76 102H74V103H76ZM79 102H82L83 103V101H80L79 100ZM84 102H87V101H85L84 100ZM99 102V104H101ZM123 102V103H124ZM190 102V101H189ZM199 102V101H198ZM210 102V101H209ZM223 102V101H222ZM241 102V101H240ZM6 103V104H7ZM32 103H33V101H32ZM31 103V104H32ZM34 103L32 104V105H34ZM72 103V102H71ZM78 103V102H77ZM88 103V102H87ZM98 103V101L97 102H95V104H97ZM103 103V102H102ZM122 103V104H123ZM143 103V102H142ZM155 103H156V101H155ZM176 103V102H175ZM202 103V102H201ZM203 103H205V102H203ZM207 103V102H206ZM229 103V102H228ZM231 103V102H230ZM237 103L238 102H236V106H238V108H240L239 106V104L237 105ZM5 104V103H4ZM5 104V105H6ZM19 104H21V102H19ZM22 104V105H23ZM30 104V103H29ZM29 104H27V105H29ZM73 104V103H72ZM71 104V105H72ZM93 104V105H92ZM126 104V102L122 105V106H124ZM154 104V103H153ZM172 104V103H171ZM184 104H185V102H184ZM231 104H233V103H231ZM244 104V103H243ZM246 104V103H245ZM8 105V104H7ZM62 105V104H61ZM67 105V104H66ZM70 105V104H69ZM70 105V106H71ZM75 105V104H74ZM73 105V106H74ZM79 105V104H78ZM82 105H84V103L82 104ZM81 105V106H82ZM98 105V104H97ZM96 105V106H97ZM103 105H104V103H103ZM117 105V104H116ZM128 105V104H127ZM148 105H149V103H148ZM151 105V104H150ZM189 105V104H188ZM247 105V104H246ZM1 106V105H0ZM4 106V105H3ZM3 106H1L2 107V109L4 108ZM9 106V105H8ZM18 106V105H17ZM17 106H16V108H14V109H16V110H18L17 109ZM20 106V105H19ZM18 106V107H19ZM35 106V107H36ZM77 106V105H76ZM80 105H79V107L78 108H82L83 109V106L81 107ZM96 106H94V107H96ZM100 106H102V104L100 105ZM121 106V105H120ZM126 106V105H125ZM146 106V105H145ZM155 106V105H154ZM186 106V105H185ZM190 106V105H189ZM188 106V107H189ZM208 106H209V104H208ZM227 106V105H226ZM225 106V107H226ZM231 106V105H230ZM235 106V105H234ZM236 106H235V108H236ZM247 106V107H248ZM7 107V106H6ZM26 107V106H25ZM29 107H34V106H29ZM68 107V106H67ZM85 107V106H84ZM86 107L88 108V105H86ZM92 107H90V108H92ZM98 107H99V105H98ZM105 107V106H104ZM104 107H103V109L102 110H104ZM131 107V106H130ZM144 107V106H143ZM149 107V106H148ZM159 107V106H158ZM180 107H182V106H180ZM192 107V106H191ZM205 107V106H204ZM216 107V106H215ZM246 107V108H247ZM8 108V107H7ZM13 108V107H12ZM11 108V111H13V109ZM100 108H102V107H99V109ZM123 108V107H122ZM137 108V107H136ZM135 108V109H136ZM201 108V107H200ZM229 108V107H228ZM228 108H226V109H228ZM233 108V106H231V109ZM242 108V107H241ZM246 108H242V110L244 111ZM249 108V107H248ZM249 108V109H250ZM5 109V108H4ZM21 109H24V108H22L21 107ZM26 109V108H25ZM24 109V110H25ZM41 109H42V107H41ZM41 109L39 108V112H41ZM74 109V108H73ZM93 109V108H92ZM96 109H98L97 107H96ZM125 109V108H124ZM123 109V110H124ZM144 109V108H143ZM160 109V108H159ZM173 109H175V108H173ZM172 109V110H173ZM225 108H224V110H226ZM230 109V110H231ZM237 109V108H236ZM260 109V111H258ZM8 110V109H7ZM15 110V111H16ZM27 110V109H26ZM26 110H25V112H26ZM37 110V109H36ZM70 110V109H69ZM75 110V109H74ZM77 110V109H76ZM80 110V109H79ZM87 109H85V111H86ZM106 110V109H105ZM104 110V111H105ZM121 110V112H122V109H118L117 111H120ZM132 110V109H131ZM134 110V109H133ZM163 110V109H162ZM194 110V109H193ZM223 110V109H222ZM241 110V109H240ZM241 110V111H242ZM255 111V113L254 112H252V111ZM5 111V110H4ZM8 111H10V110H8ZM10 111V112H11ZM19 111H20V109H19ZM23 110H21L20 112H18V111H16V112H18V113H21ZM32 111H33V109H32ZM161 111V110H160ZM198 111H200V109L198 110ZM197 111V112H198ZM206 111V110H205ZM209 111V110H208ZM238 111H239V109H238ZM246 111H249V110H247L246 109ZM256 111H257V113H256ZM0 112H1V109H0ZM10 112H8V113H10ZM15 112V113H16ZM29 112H31V111H29ZM34 112V111H33ZM37 113H38V110L36 111ZM57 112H59V111H57ZM71 112H72V110H71ZM87 112V111H86ZM89 112V111H88ZM96 112V111H95ZM106 112V111H105ZM125 112V111H124ZM124 112H122V113H124ZM143 111H141V113H142ZM164 112V111H163ZM165 112H166V110H165ZM164 112V113H165ZM176 112V111H175ZM182 112V111H181ZM194 112V111H193ZM196 112V113H197ZM221 112V111H220ZM229 112V111H228ZM232 112L234 113V111L232 110ZM240 112V111H239ZM238 112V113H239ZM2 113V112H1ZM5 113V112H4ZM7 113V112H6ZM14 113V112H13ZM75 113V112H74ZM85 113V112H84ZM94 113V112H93ZM96 113H99V112H96ZM118 113V112H117ZM148 113V112H147ZM162 113V112H161ZM215 113V112H214ZM236 113V112H235ZM23 114V113H22ZM26 114H27V112H26ZM34 114V113H33ZM32 114V115H33ZM41 114V113H40ZM65 114V113H64ZM69 114V113H68ZM67 114V115H68ZM76 114H78V113H76ZM81 114L82 115H84L83 113H82V111H81ZM90 113H88V115H89ZM100 114H101V112H100ZM105 114V113H104ZM125 114V113H124ZM128 114V113H127ZM137 114H139V113H137ZM136 114V115H137ZM144 114V113H143ZM142 114V115H143ZM156 114H157V112H156ZM172 114V113H171ZM217 114V113H216ZM232 114V113H231ZM262 114V115H261ZM8 115V114H7ZM25 115V114H24ZM28 115V114H27ZM56 115H58V114H56ZM60 115V114H59ZM70 115V114H69ZM99 115V114H98ZM118 115H122L121 113H119ZM117 115V116H118ZM136 115H135V117H136ZM147 115V114H146ZM212 115H214V114H212ZM226 115V114H225ZM225 115H223V116H225ZM234 115V114H233ZM235 115H239V116H242V115H240V114H235ZM260 115V116H259ZM3 116H6V115H3ZM16 116H18L19 117V115H16ZM36 116V115H35ZM53 116V115H52ZM93 116V115H92ZM116 116V117H117ZM124 116V115H123ZM126 116V115H125ZM125 116H124V119H125ZM150 116H152V115H150ZM154 116H155V114H154ZM162 116H163V114H162ZM162 116H161V118H162ZM185 116V115H184ZM187 116V115H186ZM194 116V115H193ZM200 116V115H199ZM202 116V115H201ZM215 116V115H214ZM231 116V115H230ZM238 116V117H239ZM255 116V117H256ZM1 117V116H0ZM10 117V116H9ZM28 117H29V115H28ZM31 117V116H30ZM33 117V116H32ZM37 117V116H36ZM38 117H39V115H38ZM71 117V116H70ZM69 117V118H70ZM99 117H102V115L101 116H99ZM119 118H118V120L122 117V116H118ZM138 117H139V115H138ZM141 117V116H140ZM156 117V116H155ZM158 117V116H157ZM171 117V116H170ZM198 117V116H197ZM208 117V116H207ZM227 117V116H226ZM236 118V119H240L241 117H239V118ZM246 117V116H245ZM244 116H243V119H244V121L245 120H247L248 118H245ZM60 117L58 116V119H59ZM66 118V117H65ZM97 118V117H96ZM108 119H109V116L107 117ZM123 118V117H122ZM133 118V117H132ZM142 118V117H141ZM146 118H147V116H146ZM145 118V119H146ZM176 118V117H175ZM223 118V117H222ZM230 118V117H229ZM256 118V119H257ZM258 118V119H259ZM4 119V118H3ZM11 120H12V118H10ZM28 119V118H27ZM32 118H30V120H31ZM37 119H39V118H37ZM53 119V118H52ZM61 119H62V117H61ZM89 119H90V116H89ZM88 119V120H89ZM131 119V118H130ZM144 119V118H143ZM142 119V120H143ZM153 119H155V118H153ZM171 119H172V117H171ZM177 119V118H176ZM209 119V118H208ZM219 119L221 120V118L219 117ZM226 119V118H225ZM15 120H16V118H15ZM19 120V119H18ZM18 120H17V123H18ZM85 120V119H84ZM92 120V119H91ZM102 120V119H101ZM107 119H105V121H106ZM110 120V119H109ZM115 120H116V118H115ZM123 119H121V121H122ZM126 120H128V118H126ZM133 120V119H132ZM136 120V119H135ZM135 120L133 121V123H134V125H135ZM137 120H139V118L137 119ZM151 120V119H150ZM199 120V119H198ZM215 121H216V119H214ZM214 120H213V123H214ZM232 120V119H231ZM235 120V119H234ZM233 120V121H234ZM263 120H264V118H263ZM5 121H6V118H5ZM8 121H9V119H8ZM8 121H7V124H9L8 123ZM23 121V119L21 120V122ZM27 121V120H26ZM26 121H24L25 123H27ZM32 122H33V119L31 120ZM34 121H36V119L34 120ZM60 121V120H59ZM62 121H64V120H62ZM76 121V120H75ZM117 121V120H116ZM115 121V122H116ZM124 121V120H123ZM145 121V120H144ZM143 121V122H144ZM148 121V120H147ZM153 121V120H152ZM158 121H159V119H158ZM171 121V120H170ZM183 121V120H182ZM186 121V120H185ZM188 121H190V120H188ZM226 121V120H225ZM230 121V120H229ZM228 121V122H229ZM241 121L243 122V120H242V118H241ZM237 122V121H235L238 125L239 124H242V122ZM248 122H250L249 121V119L247 120ZM246 121V122H247ZM257 121V120H256ZM259 121H260V119H259ZM258 121V127L260 128V126L262 125V123H260V122H262V121H260L259 122ZM1 122V121H0ZM11 122V121H10ZM12 122H13V120H12ZM20 122V123H21ZM38 122V121H37ZM58 122V121H57ZM66 122V121H65ZM64 122V123H65ZM74 122V121H73ZM88 121L86 120V122H85V124L87 123ZM90 122V121H89ZM118 122V121H117ZM119 122H120V120H119ZM117 123V125L119 126L120 125V123ZM151 122V121H150ZM184 122V121H183ZM205 122H206V120H205ZM210 122V121H209ZM218 122H219V120H218ZM218 122H216V123H218ZM252 122V121H251ZM255 122V121H254ZM5 123L6 122H4V126H5ZM23 123V122H22ZM53 123V122H52ZM55 124H56V119H55V122H54ZM58 123H60V122H58ZM63 122H61V124H63V127L66 125V124H64ZM67 123V122H66ZM91 123H92V121H91ZM104 123V122H103ZM123 122H121V124H122ZM124 123H125V121H124ZM127 123V122H126ZM125 123V124H126ZM138 123V122H137ZM136 123V125L135 126H137L138 124ZM175 123H177V122H175ZM174 123V124H175ZM231 123V122H230ZM244 123V122H243ZM259 123L261 124V125H259ZM1 124V123H0ZM31 124V123H30ZM130 124L131 123H129V125H127V130L129 131V129H128V127L130 126ZM141 124V123H140ZM159 124V123H158ZM177 124H179V123H177ZM185 124H186V122H185ZM204 124V123H203ZM202 124V125H203ZM228 124V123H227ZM235 124V123H234ZM246 124H248V123H246ZM253 124V123H252ZM254 124H256V122L254 123ZM11 125L13 126V124L11 123ZM11 125H9V126H11ZM18 125V124H17ZM57 125V124H56ZM88 125H90V124H88ZM142 125H144V124H142ZM148 125V124H147ZM146 125V126H147ZM151 125V124H150ZM224 125V124H223ZM230 125V124H229ZM236 125V124H235ZM234 125V126H235ZM244 124H242L241 125V127L243 126ZM256 125V126H257ZM1 126H2V124H1ZM11 126V127H12ZM23 126V125H22ZM25 126V125H24ZM32 127L34 126L33 125V123H32V125H31ZM35 126H37V125H35ZM55 127L54 129H55V131L53 130V128L52 127ZM51 128V130H53V132H56L57 131V129H56V126L55 125H53ZM86 126V125H85ZM123 126H125L126 127V125H122V127ZM135 126H130V127H135ZM159 126V125H158ZM184 126V125H183ZM216 126H218V125H216ZM220 126H221V124H220ZM220 126H219V128H220ZM231 126H233V124H231ZM240 126V125H239ZM239 126H236V128L237 127H239ZM251 127H252V125H250ZM256 126L254 125L253 127H254V129L256 130L257 128H256ZM264 126V125H263ZM5 127H7L8 128V125L7 126H5ZM14 127V126H13ZM17 127V126H16ZM32 127H31V130H32ZM57 127H59V125L57 126ZM102 127V126H101ZM108 127H109V125H108ZM114 127V126H113ZM125 127H124V131H125ZM140 127V126H139ZM160 127V126H159ZM186 127H188L187 125H186ZM213 126H211V128H212ZM244 127V126H243ZM262 127V126H261ZM22 128V127H21ZM70 128H72V127H70ZM103 128V127H102ZM109 128H112V126H110ZM121 127L119 126V129H120ZM151 128H153V127H151ZM214 128V127H213ZM218 128V127H217ZM216 128V129H217ZM223 128H224V126H223ZM228 128H229V126H228ZM236 128H234V129H236ZM258 128V129H259ZM5 129V128H4ZM17 129V128H16ZM23 129H24V127H23ZM26 129V128H25ZM59 129V128H58ZM65 129V128H64ZM132 129V128H131ZM135 129V128H134ZM187 129V128H186ZM185 129V130H186ZM203 129H205V128H203ZM225 129V128H224ZM234 129H233V131H234ZM257 129V130H258ZM260 129H262V128H260ZM1 130V129H0ZM8 130H10V129H8ZM18 131H19V129H17ZM89 130V132L92 130H90V129H88ZM135 130H138L137 128L135 129ZM142 130V129H141ZM144 130V129H143ZM169 130V129H168ZM208 130V129H207ZM231 130V129H230ZM251 130V129H250ZM253 130V129H252ZM23 131V130H22ZM33 131V130H32ZM118 131V130H117ZM171 131V130H170ZM210 130H208V132H209ZM232 131V130H231ZM241 133H239L240 135H242V133H244V131L242 130V128H241ZM259 132H260V130H258ZM262 131H264V130H262ZM6 134H7V132L6 131H4ZM9 132V131H8ZM26 132V131H25ZM24 132V133H25ZM59 132H60V130H59ZM70 132V131H69ZM84 132V131H83ZM119 132V131H118ZM121 135H122V128H121ZM134 132H136L137 133V131H134ZM133 132V133H134ZM139 132V131H138ZM183 132V131H182ZM190 132V131H189ZM240 132V131H239ZM251 132V131H250ZM257 132V131H256ZM1 133H3V130H2V132ZM5 133H4V137H8L9 136V138L10 137H12L13 135L15 136V134H13L12 136H10V134L12 133V131H11V133H9L8 135H5ZM14 133H16V132H14ZM20 133L21 132H19L18 134V136H19V138H20ZM27 133V132H26ZM50 133V132H49ZM64 133V132H63ZM145 133V132H144ZM161 133V132H160ZM210 133V132H209ZM249 133V132H248ZM248 133H245V134H243V135H247ZM254 133H255V131H254ZM261 134H258V135H263L262 134V132H260ZM264 133V132H263ZM31 134H35V132L33 133H31ZM66 134H68V132L66 133ZM84 134H85V132H84ZM124 134V133H123ZM126 134V133H125ZM124 134V135H125ZM131 134V132H129V135ZM187 134V133H186ZM195 134V133H194ZM193 134V135H194ZM198 134V133H197ZM216 134V133H215ZM238 134V135H239ZM33 135H32V138H33ZM46 135V134H45ZM128 135V134H127ZM138 135H141V134H139L138 133ZM163 135V134H162ZM165 135V134H164ZM163 135V136H164ZM167 135V137H171V136H168V134H166ZM185 135V134H184ZM206 135V134H205ZM204 135V136H205ZM213 135V134H212ZM218 135V134H217ZM227 135V134H226ZM249 136H250V133L248 134ZM258 135H257V138L255 137L254 139H259L258 138ZM18 136H16L17 138H18ZM31 136V135H30ZM34 136H36V135H34ZM130 136H133V135H130ZM186 136V135H185ZM195 136V135H194ZM223 136H225V135H223ZM1 137V136H0ZM22 137H24V135H22ZM114 137H118V136H115L114 135ZM119 139H122L121 138V136L119 135ZM124 137V136H123ZM125 137L127 138V136L125 135ZM135 137V136H134ZM187 137V136H186ZM188 137H191V135L190 136H188ZM206 137V136H205ZM204 137V138H205ZM240 137H242V136H240ZM263 137V139H264V135L262 136ZM262 137H261V139H262ZM2 138V137H1ZM16 138V139H17ZM29 138V137H28ZM31 138V139H32ZM46 138V137H45ZM126 138H124V139H126ZM179 138V137H178ZM192 138V137H191ZM208 138V137H207ZM216 138V137H215ZM219 138H220V135H219ZM222 138V137H221ZM227 138H228V136H227ZM231 138V137H230ZM237 138V137H236ZM251 138V137H250ZM253 138V137H252ZM4 139H7V138H3V140H0V141H2L1 143H3V141H5ZM21 139V138H20ZM24 139H26L25 137H24ZM63 139V138H62ZM119 139H117V140H119ZM123 139V140H124ZM128 139H130L129 137H128ZM199 139V138H198ZM203 139V138H202ZM12 140V139H11ZM36 140V139H35ZM35 140H32V141H35ZM122 140V141H123ZM133 139H130V141H132ZM157 140V139H156ZM219 140V139H218ZM237 140V139H236ZM6 141H8V140H6ZM142 141V140H141ZM171 141H173V140H171ZM205 141V140H204ZM240 141V140H239ZM250 141L252 142L253 140L252 139H250ZM12 142V141H11ZM35 142H37V141H35ZM34 142V143H35ZM44 142V141H43ZM210 142H211V140H210ZM220 142V141H219ZM225 142V141H224ZM223 142V143H224ZM238 142V141H237ZM245 142V141H244ZM0 143V144H1ZM6 143H8V144H10L11 145V143L10 142H6ZM15 143H17V142H15ZM19 143V142H18ZM133 143H135V142H133ZM132 143V144H133ZM148 143H149V141H148ZM162 143H163V141H162ZM161 143V144H162ZM169 143V142H168ZM173 143V142H172ZM229 143V142H228ZM250 143V142H249ZM257 143H258V141H257ZM5 144V142L2 144V145H4ZM8 144H6L5 146H8ZM20 144V143H19ZM37 145H38V143H36ZM150 144V143H149ZM164 144H166V143H164ZM243 144H245V143H243ZM254 144H256V143H254ZM2 145H1V147H2ZM21 145V144H20ZM202 145V144H201ZM235 145V144H234ZM233 145V146H234ZM245 145H248V143H246ZM13 146V145H12ZM15 146V145H14ZM13 146V147H14ZM32 146V145H31ZM39 146H40V144H39ZM135 146V145H134ZM244 146V145H243ZM256 146V145H255ZM258 146V145H257ZM17 147H18V145H17ZM33 147H35L34 146V144H33ZM173 147H175V146H173ZM237 147H238V145H237ZM245 147V146H244ZM250 147V146H249ZM253 147V146H252ZM259 147V146H258ZM4 148V153L5 152H7L6 150H5V147L3 146L2 147V149ZM103 148V147H102ZM192 148V147H191ZM251 148V147H250ZM254 148V147H253ZM263 146H262V148H260L261 149V151L259 152V151H257L258 153L257 154H249V156L248 157H246L244 160H241L240 162H236V163H234V162H231L232 160H234V158H227L226 157V155H220V153H214V152H211V151H209V152H205V153H202V154H197V155H195V156H193L191 159H189L188 161H187V163H186V165L188 166L189 165V171L190 172H188L185 176H183V177H181V179H179V180H177V181H175V182H167V184H166V188L165 189H163L162 190V192H159V190L157 189V188H141V189H139V190H137V191H135V192H132V193H130V192H124V193H121L120 195H121V203H119L118 205H114L113 206V204H112V208H109V211L110 212H106L105 213V215L104 214H102V216L103 217H101V215H100V222H99V225L100 224H104L105 222H106V218H110V220H112V221H114V222H111L110 220V222H108L109 224L108 225H106V224H104L105 226H106V228L107 227H109V229H112L111 231H113L111 234H112V236H113V233H114V231L116 232V233H118L120 236H118V234H116L117 236H118V238L119 237H123V235L125 236V238H130V239H132L130 242H132V241H135V240H138V242L140 241V243H143L142 245L145 247L146 246V248H149V245L151 246V248H153V246H155V248L153 249L154 250V255L156 256V257H158V258H160L159 259V261L157 262L156 260V263H155V261L153 260L152 262L149 260V259H146L147 260V262L148 261H150V263H148V264H159V262L160 261H163L162 262V264L164 263L165 264V262H164V260H166V259H168L169 257L171 258V260L173 261V264H175L176 263V261H177V258L178 257H189V259L187 260V262L185 263V264H252L251 263V259L252 258H254L255 256H256V253H257V251H264V150H263ZM1 149V148H0ZM7 149H9V147L7 148ZM11 149V148H10ZM9 149V150H10ZM258 149V148H257ZM14 150V149H13ZM254 150V149H253ZM11 151V150H10ZM15 151V150H14ZM20 151V150H19ZM18 151V152H19ZM3 152H1V153H3ZM12 152V151H11ZM3 153V154H4ZM10 153V152H9ZM20 153V152H19ZM7 154V153H6ZM2 155V154H1ZM8 155V154H7ZM4 156L3 155V158L2 157H0V158H2V159H0V160H3L4 159V157L6 158V157H8V156ZM10 155H12V153L10 154ZM16 155H18V153L16 154ZM21 155V154H20ZM14 157H16L15 155H14ZM13 157V155H12V158H14ZM20 157H22V156H20ZM65 157H68V156H65ZM9 158H11L10 156H9ZM9 158H6L5 160H10ZM15 159V158H14ZM13 159V160H14ZM59 159V158H58ZM5 160L2 162V163H4L5 162ZM7 160V161H8ZM12 160V159H11ZM12 160V161H13ZM12 161H10V162H12ZM17 161H20V160H17ZM17 161H13L14 163L15 162H17ZM41 161V160H40ZM58 161V160H57ZM9 161H8V164L10 163ZM22 162V161H21ZM65 163V162H64ZM94 163V162H93ZM13 164V163H12ZM44 164H46V163H44ZM7 165V164H6ZM93 165V164H92ZM1 166H3V168H4V166H5V163L3 164V165H1ZM0 166V167H1ZM12 166V165H11ZM84 166V165H83ZM157 166V165H156ZM50 167H52V166H50ZM67 167H68V165H67ZM66 167V168H67ZM3 168H2V171H3ZM8 168H10V166L8 167ZM12 168V167H11ZM10 168V169H11ZM82 168V167H81ZM80 168V169H81ZM94 168V167H93ZM49 169H52V168H48V170ZM55 169H58L57 167L55 168ZM54 169V170H55ZM96 169V168H95ZM98 169V168H97ZM96 169V170H97ZM1 170V169H0ZM6 170H7V168H6ZM71 170H72V166H71ZM75 170V169H74ZM8 171V170H7ZM11 171H12V169H11ZM47 171V170H46ZM45 171V173H48V172H46ZM60 171V170H59ZM95 171V170H94ZM34 172V171H33ZM57 172V171H56ZM69 172V171H68ZM96 172V171H95ZM99 172H101V171H99ZM103 173H104V171H102ZM3 173H4V171H3ZM8 173H11V172H9L8 171ZM7 173V174H8ZM59 173V172H58ZM86 173V172H85ZM93 173V172H92ZM91 173V174H92ZM6 174V175H7ZM49 174V173H48ZM54 174V173H53ZM57 174V173H56ZM55 174V175H56ZM62 174V173H61ZM100 174V173H99ZM98 174V175H99ZM163 174V173H162ZM13 175V174H12ZM14 175H16V174H14ZM18 175V174H17ZM59 175H60V173H59ZM66 175V174H65ZM76 175V174H75ZM83 175H84V173L82 174V177H83ZM96 175V174H95ZM95 175H94V177H95ZM101 175V174H100ZM164 175V174H163ZM25 176H27V175H25ZM54 176V175H53ZM64 176V175H63ZM80 176V175H79ZM85 176V175H84ZM14 177H16V176H14ZM27 177H29V176H27ZM50 177V176H49ZM75 177V176H74ZM78 177V176H77ZM98 177V176H97ZM96 177V178H97ZM3 178V177H2ZM31 178V177H30ZM53 178V177H52ZM85 178V177H84ZM106 178V177H105ZM140 178V177H139ZM1 179V178H0ZM21 179V178H20ZM60 179V178H59ZM91 179V178H90ZM93 179V178H92ZM91 179V180H92ZM9 180V179H8ZM83 180V179H82ZM94 180V179H93ZM171 180V179H170ZM1 181V180H0ZM12 181V180H11ZM83 181H85V180H83ZM87 181H90V180H87ZM86 181V182H87ZM19 182H21V180L19 181ZM19 182H18V184H19ZM23 182V181H22ZM53 182V181H52ZM16 183V182H15ZM1 182H0V186H1ZM10 184H11V182H10ZM33 185V184H32ZM8 186V185H7ZM6 186V187H7ZM30 186H31V184H30ZM60 186V185H59ZM2 187V186H1ZM5 187V188H6ZM9 187V186H8ZM13 187H14V185H13ZM21 187V186H20ZM19 187V188H20ZM82 187V186H81ZM108 187V186H107ZM10 188V191H11V187H9ZM15 188H17V186L15 187ZM63 188V187H62ZM73 188V187H72ZM0 189H2V188H0ZM13 189V188H12ZM21 189H23V188H21ZM76 189V188H75ZM78 189V188H77ZM94 189V188H93ZM15 190V189H14ZM24 190V189H23ZM22 190V191H23ZM36 190V189H35ZM90 190H91V188H90ZM9 191V192H10ZM57 191V190H56ZM123 191V190H122ZM14 192H16V191H14ZM0 193H1V191H0ZM4 194H1L2 196L3 195H5V191L3 192ZM58 193V192H57ZM60 193H62V192H60ZM59 193V194H60ZM22 194H24V191H23V193ZM17 195V194H16ZM25 195V194H24ZM57 195V194H56ZM81 195V194H80ZM89 195V194H88ZM14 196V195H13ZM26 196V195H25ZM66 196H68V194L66 195ZM4 197H7V195L6 196H4ZM28 197V196H27ZM59 197H60V195H59ZM9 198V197H8ZM24 198V196L22 195V199ZM64 198V197H63ZM62 198V199H63ZM9 199H11V198H9ZM14 199V198H13ZM30 199V198H29ZM38 199V198H37ZM65 199V198H64ZM63 199V200H64ZM75 199V198H74ZM80 199V198H79ZM78 199V197H77V199L75 200V201H77V200H79ZM82 199H84V198H82ZM96 199V198H95ZM103 198H101L100 200H102ZM110 199V198H109ZM25 200V199H24ZM61 200V199H60ZM66 200V199H65ZM69 200V199H68ZM86 200H87V198H86ZM91 201H92V199H90ZM6 201V200H5ZM28 201V200H27ZM31 201V200H30ZM33 201H35V200H33ZM80 201V200H79ZM94 201V200H93ZM103 201H104V199H103ZM2 202H4V201H2ZM32 202V201H31ZM30 202V203H31ZM60 202V201H59ZM68 202V201H67ZM66 202V203H67ZM78 202V201H77ZM4 203H6V202H4ZM50 203V202H49ZM49 203H48V205H49ZM62 203H64V201H62ZM62 203H60V205L62 204ZM66 203L64 204V205H66ZM90 203V202H89ZM1 204V203H0ZM13 204V203H12ZM11 204V205H12ZM87 204V203H86ZM2 205V204H1ZM4 205V204H3ZM6 205H7V203H6ZM30 205H33L32 203L30 204ZM29 204H28V206H30ZM35 205V204H34ZM76 205H77V203H76ZM13 206V205H12ZM62 206V205H61ZM67 206H70V204L69 205H67ZM72 206H73V203H72ZM79 206H80V204H79ZM83 206V205H82ZM6 207H8V206H6ZM27 207V206H26ZM92 207V206H91ZM23 208V207H22ZM34 209L35 207H29V209ZM38 208V207H37ZM49 208H50V206H49ZM63 208H64V206H63ZM62 208V209H63ZM65 208H68V207H65ZM74 208V207H73ZM82 208V207H81ZM83 208H85V207H83ZM32 209V210H33ZM58 209V208H57ZM24 209H22V210H20V211H23ZM53 210V209H52ZM59 210V209H58ZM67 210V209H66ZM66 210H64V211H66ZM83 210V209H82ZM91 210H93V209H91ZM8 210H7V208H6V212H7ZM25 211V210H24ZM30 211V210H29ZM49 211V210H48ZM77 211H78V209H77ZM80 211V210H79ZM87 211V210H86ZM85 211V212H86ZM90 211V210H89ZM105 211V210H104ZM5 212V211H4ZM9 212V211H8ZM26 212V211H25ZM32 212V211H31ZM62 212V211H61ZM68 212H69V210H68ZM82 212V211H81ZM80 212V213H81ZM84 212V213H85ZM94 212V211H93ZM34 213H36V212H34ZM97 213V212H96ZM7 214V213H6ZM21 214V213H20ZM50 214V213H49ZM69 214V213H68ZM71 214V213H70ZM82 214H83V212H82ZM81 214V215H82ZM26 215V214H25ZM31 215V214H30ZM39 215V214H38ZM43 215V214H42ZM44 215H45V213H44ZM44 215H43V217H44ZM62 215H65V213L64 212H62ZM66 215H67V213H66ZM80 215V214H79ZM80 215V216H81ZM94 215V214H93ZM47 216V215H46ZM75 216V215H74ZM74 216H72L73 218H74ZM86 216V215H82V217L81 218H84V217ZM88 216V215H87ZM90 216H92V215H90ZM8 217V216H7ZM32 217V216H31ZM53 217V216H52ZM51 217V218H52ZM77 217V216H76ZM37 218V217H36ZM81 218H79V219H81ZM87 218H89V217H87ZM87 218H84L85 219V221L84 222H86V220H87ZM5 219H7V218H5ZM70 219H72L70 216H65V217H62V218H59L58 219V222L59 223H56V225H62V227L63 226H65V225H63V224H67V222H70V221H72V220H70ZM78 219V218H77ZM83 219V220H84ZM90 220L92 219V217L91 218H89ZM94 219V218H93ZM92 219V220H93ZM19 220V219H18ZM74 220H76V218L74 219ZM90 220H87L88 222H86L85 224L86 225H83L82 224V220H81V224L82 225H80L81 227L83 226V227H87L88 228V224H89V221ZM8 221V220H7ZM20 221H22L23 223H25L23 220H20ZM95 221H97V220H95ZM10 222V221H9ZM30 222V221H29ZM28 222V223H29ZM43 222V221H42ZM73 222V221H72ZM76 221H74V223H75ZM78 222H79V220H78ZM77 222V223H78ZM6 223V222H5ZM23 223H21V224H23ZM91 223H94V221H92ZM98 223V222H97ZM12 224V223H11ZM16 224V223H15ZM19 224L20 223H18V226H19ZM51 224H53L54 225V223L52 222ZM68 224H70V223H68ZM67 224V226H71V225H68ZM76 224V223H75ZM95 225H90L89 224V226L91 227V229L93 230L95 227H96V223H94ZM6 225V224H5ZM7 225H8V223H7ZM24 225V224H23ZM25 225H26V223H25ZM24 225V226H25ZM40 225V224H39ZM79 225V224H78ZM78 225L76 226H74V227H78ZM29 226V225H28ZM58 226H55V227H57V229H60ZM73 226V225H72ZM101 226H103V225H101ZM12 227H15V226H11V228H10V232H11V229H12ZM17 227V226H16ZM20 227H22V226H20ZM90 227H89V229H90ZM104 227V226H103ZM103 227H101V229L100 230H103ZM5 227H3L2 229H4ZM19 227H17V229H18ZM24 228H26V227H24ZM24 228H22V229H24ZM64 228H68V227H64ZM64 228H63V230H64ZM80 228V227H79ZM78 228V229H79ZM104 228V231H105V233H106V230H108L109 231V229L107 228ZM1 229V230H2ZM14 229V228H13ZM16 229V230H17ZM36 229H38L37 228V226H36ZM54 229V228H53ZM62 229V228H61ZM60 229V230H61ZM77 229V230H78ZM81 229H83V228H81ZM80 229V230H81ZM90 229V231H92ZM99 229V228H98ZM106 229V230H105ZM20 230V229H19ZM54 230H56V229H54ZM72 230V229H71ZM76 230V231H77ZM84 230V229H83ZM87 230V229H86ZM5 231V230H4ZM26 231V230H25ZM34 231H35V229H34ZM34 231H32V232H34ZM73 232H75L74 230H72ZM85 231V230H84ZM99 231V230H98ZM97 231V232H98ZM103 231V232H104ZM107 231V232H108ZM13 233H14V231H12ZM11 232V233H12ZM20 232H22V234H23V232H24V230H22V231H20ZM20 232H19V234H20ZM27 232V231H26ZM70 232V231H69ZM78 232H79V230H78ZM96 232V231H95ZM102 232V231H101ZM101 232H99L98 234H101ZM102 232V233H103ZM18 233V232H17ZM16 233V234H17ZM56 233V232H55ZM80 233V232H79ZM86 233H88V232H86ZM105 233H104V235L103 234H101V236L103 235V243H104V239H105ZM18 234V235H19ZM51 234V233H50ZM62 234V233H61ZM64 234V233H63ZM67 234H68V232H67ZM3 235H5V234H0V239H1V237L3 236ZM13 235H15V234H13ZM12 235V236H13ZM27 235V234H26ZM28 235H29V233H28ZM53 235V234H52ZM55 235V234H54ZM72 235V234H71ZM85 235V234H84ZM83 235V236H84ZM86 235H88V234H86ZM107 235H109V233L107 234ZM114 235H115V233H114ZM10 237V238H8V240L7 239H5L6 241H9V239H10V241H12L11 239L13 238V240H15L14 239V237ZM20 236H21V234H20ZM23 236V235H22ZM21 236V237H22ZM25 236V235H24ZM23 236V237H24ZM60 235H58V237H59ZM64 236H65V234H64ZM63 236V237H64ZM67 236V235H66ZM73 236V235H72ZM76 236V235H75ZM100 236V237H101ZM111 236V235H110ZM109 236V237H110ZM6 238H7V235L5 236ZM16 237H19V236H16ZM62 236H60V239L61 238H63ZM77 237V236H76ZM87 237V236H86ZM97 237H98V235H97ZM109 237L107 238L108 239V242H109ZM28 238V237H27ZM26 238V239H27ZM34 238V237H33ZM48 238H49V236H48ZM52 238H53V236H52ZM65 238V237H64ZM63 238V239H64ZM66 238H68V240L67 241H69L70 239H69V236H67ZM73 238V237H72ZM71 238V239H72ZM78 238H80V237H78ZM84 238H85V236H84ZM95 238H96V236H95ZM110 238H112L113 239V237H110ZM18 239H21L20 237L18 238ZM23 240V242H24V239L25 238H22ZM54 239H56V238H54ZM53 239V240H54ZM76 239V238H75ZM82 239V238H81ZM80 239V240H81ZM98 239V238H97ZM112 239H111V241H112ZM122 239V238H121ZM120 239V240H121ZM129 239V240H130ZM135 239V240H134ZM47 240V239H46ZM73 240V239H72ZM116 240H119V239H117V238H115V236H114V240L112 241L113 243H114V241H116ZM122 240H125L124 238L122 239ZM128 240V241H129ZM4 241V240H3ZM6 241H4V243H6ZM10 241H9V243H10ZM19 241V240H18ZM17 240L15 241V242H18ZM21 241V240H20ZM55 241V240H54ZM56 241H58V239L56 240ZM64 241V240H63ZM63 241H62V243H63ZM76 240H74V242H75ZM128 241H127V239L125 240V242H127L128 243ZM40 242H41V240H40ZM39 242V243H40ZM60 242V241H59ZM65 242V241H64ZM70 242V241H69ZM72 242V241H71ZM79 242V241H78ZM100 242V241H99ZM102 242V241H101ZM107 242V243H108ZM112 242H109L108 244H112ZM118 242L120 243V241H117V243L114 245V244H112L113 246H117V244H118ZM123 242V241H122ZM125 242H124V244H122L123 246H127L128 247V245H131L132 246V244H130V242H129V244H125ZM137 242V241H136ZM13 243V242H12ZM11 243V244H12ZM36 243H38V242H36ZM39 243H38V245H39ZM43 243V242H42ZM49 243H50V241H49ZM54 243V242H53ZM66 243V242H65ZM64 243V244H65ZM68 243V242H67ZM81 243H83V239H82V241H81ZM85 243V242H84ZM19 244H20V242L19 243H17V245L19 246ZM70 245H72L71 243H69ZM134 244H135V242H134ZM3 245H5V244H3ZM6 245H10V244H6ZM5 245V246H6ZM16 244H14V246H15ZM17 245H16V247H17ZM21 245V244H20ZM32 245H33V243H32ZM54 245V244H53ZM77 245V244H76ZM85 245V244H84ZM107 246L105 243L103 244V246ZM136 245V244H135ZM138 245H140L139 243H138ZM5 246H3V247H5ZM13 245L11 246V247H13V248H15ZM40 246V245H39ZM67 247L66 248H69L68 247V245H66ZM75 246V245H74ZM73 246V247H74ZM79 246V245H78ZM104 246V249L106 248ZM119 246V245H118ZM117 246V247H118ZM120 246H121V243H120ZM130 246V247H131ZM2 247V248H3ZM11 247H9V249L11 248ZM38 247V246H37ZM42 247H44V246H42ZM53 247V246H52ZM58 247V246H57ZM56 247V248H57ZM62 247H65V246H62ZM72 247V246H71ZM108 247H110L109 245H108ZM107 247V249H109V250H111L110 248H108ZM115 247L113 248L112 246H111V248H112V252H114V253H116L115 252ZM117 247H116V251H117ZM126 247V248H127ZM134 247V246H133ZM8 248V247H7ZM6 248V249H7ZM12 248V249H13ZM32 248H33V246H32ZM51 248V247H50ZM60 248H61V246H60ZM77 248H78V250H77ZM76 248V246H75V248H73V249H76V251H77V253H78V251H82V250H80L79 248L80 247H77ZM84 248V247H83ZM99 248V247H98ZM119 248V247H118ZM124 248V247H123ZM123 248H122V250H123ZM126 248H124V250H127ZM5 248H3L2 249V251L4 250ZM17 249V248H16ZM20 249H21V247H20ZM35 249V248H34ZM33 249V250H34ZM36 249H38V248H36ZM35 249V250H36ZM55 249V248H54ZM63 249V248H62ZM72 249V250H73ZM104 249H102V247H101V249H100V251L102 250H104ZM107 249H106V252H108L107 251ZM113 249H114V251H113ZM121 249V248H120ZM150 249V248H149ZM149 249H148V252H150L151 254V258H153L154 256H152L153 254V250H151L150 249V251H149ZM48 250V249H47ZM53 250V249H52ZM57 250V249H56ZM55 250V251H56ZM60 250V249H59ZM70 250V249H69ZM123 250V252H125ZM131 251H134V250H132V248L130 249ZM145 250V249H144ZM12 251V250H11ZM10 251V252H11ZM40 251V250H39ZM42 251V250H41ZM55 251H53V252H55ZM61 251V250H60ZM89 251V250H88ZM101 251V252H102ZM119 251V250H118ZM4 252V251H3ZM2 252V253H3ZM5 252H7L6 250H5ZM9 252V251H8ZM7 252V253H8ZM16 252H18V250L16 251ZM43 252V251H42ZM64 252V251H63ZM86 252V251H85ZM105 251H104V253H106ZM109 252H111V251H109ZM108 252V254L107 255H109V256H111L110 255V253ZM123 252L121 251V253L123 254ZM130 252V251H129ZM145 252H147V251H145ZM6 253V254H7ZM14 253V252H13ZM34 253H35V251H34ZM46 253H48V251L46 252ZM58 253H60V252H58ZM71 253V252H70ZM74 253H75V250H74ZM74 253H73V251H72V254L74 255ZM76 253V255L77 256H80V254L78 253L77 254ZM104 253H101V254H104ZM126 253H128L127 251H126ZM126 253H124V255H125V257H128L129 255V253L128 254H126ZM131 253H134L135 254V252H131ZM131 253H130V255H131ZM194 253H196V255L194 254ZM263 253V252H262ZM9 255H11L10 253H8ZM50 254V253H49ZM56 254V253H55ZM55 254L53 255V256H55ZM62 254V253H61ZM60 254V255H61ZM67 254V253H66ZM82 254V253H81ZM87 254V253H86ZM97 254V253H96ZM99 254V253H98ZM117 254H119V253H117ZM116 254V255H117ZM147 254V253H146ZM259 254V253H258ZM9 255L8 256H6V257H9ZM13 255V254H12ZM11 255V256H12ZM16 255V254H15ZM14 255V256H15ZM35 255V254H34ZM41 255V254H40ZM48 255V254H47ZM59 255V254H58ZM72 255V256H73ZM95 255V254H94ZM105 255V254H104ZM106 255V256H107ZM120 255L121 254H119V256H118V258L120 259ZM127 255V256H126ZM149 255V254H148ZM147 255V256H148ZM168 257V258H165L166 256ZM262 255H264V254H262ZM1 256V255H0ZM4 256V255H3ZM45 256V255H44ZM48 256H50V255H48ZM47 256V258L48 259H50L49 257ZM56 256H57V254H56ZM62 256V255H61ZM67 256H69V254L67 255ZM76 256V257H77ZM90 256V255H89ZM97 256H99V255H97ZM123 256V255H122ZM121 256V257H122ZM163 256H165V257H163ZM195 256V257H194ZM258 256V255H257ZM260 256V255H259ZM2 257V256H1ZM0 257V258H1ZM16 257H17V255H16ZM58 257V256H57ZM71 256H69V258H70ZM74 257V256H73ZM102 257H103V255H102ZM112 257V256H111ZM125 257H123L122 258V260L125 258ZM130 257V256H129ZM131 257H135V256H131ZM145 257V256H144ZM149 257V256H148ZM156 257H154V258H156ZM261 257H263V256H261ZM4 258V257H3ZM10 258V257H9ZM12 258V257H11ZM10 258V259H11ZM41 258V257H40ZM75 258V257H74ZM73 258V259H74ZM93 258H95V257H93ZM92 258V260H94ZM138 258V257H137ZM140 258V257H139ZM145 258H147V257H145ZM180 258H178V259H180ZM12 259H14V258H12ZM56 259V258H55ZM61 259V257L59 258V260ZM66 258H63V260H65ZM71 259V258H70ZM69 259V260H70ZM82 259V258H81ZM100 259V258H99ZM103 259V258H102ZM130 259V258H129ZM133 259V258H132ZM142 259V258H141ZM258 259V258H257ZM260 259V258H259ZM263 259V258H262ZM6 259H4V261H5ZM16 260V259H15ZM14 260V261H15ZM29 261L28 262H30V259H28ZM38 260V259H37ZM43 260V259H42ZM54 260V259H53ZM77 260V259H76ZM84 260V259H83ZM98 260V259H97ZM96 260V258H95V262L97 261ZM112 260H114V259H112ZM126 260V259H125ZM131 260V259H130ZM130 260H126L127 262H129ZM184 260V259H183ZM264 260V259H263ZM3 260H2V262H4ZM9 261V260H8ZM7 261V262H8ZM13 261V260H12ZM11 261V262H12ZM66 262H63V263H67V259L65 260ZM71 261V260H70ZM74 261V260H73ZM78 261V260H77ZM85 261V260H84ZM116 261V260H115ZM115 261H111L112 263H115V264H119V262H115ZM119 261V260H118ZM135 261H136V259H135ZM143 261H145L144 259H143ZM178 261H181V260H178ZM256 261H258V260H256ZM262 261V260H261ZM0 262H1V260H0ZM16 262V261H15ZM14 262V263H15ZM45 262L47 263V262H51V261H46V259H45ZM61 262H62V260H61ZM80 262V261H79ZM86 262H88L87 260H86ZM95 262H91L92 264L94 263L95 264ZM98 263H96V264H99V262L101 263V260L99 261H97ZM107 262H108V260L105 262L106 264H107ZM121 263H122V261H120ZM125 262V261H124ZM131 262V261H130ZM129 262V263H130ZM133 262V261H132ZM131 262V263H132ZM137 262V261H136ZM135 262V263H136ZM6 263V262H5ZM5 263H2V264H5ZM21 263V262H20ZM39 263V262H38ZM57 263H58V259H57ZM69 263V262H68ZM74 263H77L76 261L74 262ZM81 263H83V262H81ZM102 263H104V262H102ZM101 263V264H102ZM110 263V262H109ZM108 263V264H109ZM130 263V264H131ZM134 263V264H135ZM139 263V262H138ZM141 263V262H140ZM168 263H170V264H172L171 262H169L168 261ZM167 263V261H166V264H168ZM6 264H10V263H6ZM11 264H13V262L11 263ZM17 264V263H16ZM18 264H19V262H18ZM35 264V263H34ZM37 264V263H36ZM43 264V263H42ZM45 264V263H44ZM125 264V263H124ZM141 264H143V262L141 263ZM160 264H161V262H160ZM178 264H180V263H178ZM182 264V263H181ZM264 264V263H263Z\"/></svg>",
    "mask_w": 264,
    "mask_h": 264
},
{
    "label": "water",
    "instance_id": "95a60500",
    "mask_svg": "<svg viewBox=\"0 0 264 264\" xmlns=\"http://www.w3.org/2000/svg\"><path fill=\"white\" fill-rule=\"evenodd\" d=\"M10 3V0H0V5L6 9H9L11 7Z\"/></svg>",
    "mask_w": 264,
    "mask_h": 264
}]
</instances>
